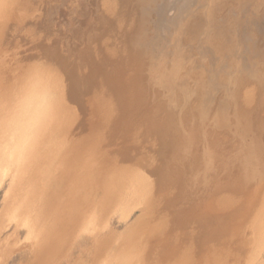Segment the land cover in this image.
Returning a JSON list of instances; mask_svg holds the SVG:
<instances>
[{"label":"rangeland","instance_id":"374dc122","mask_svg":"<svg viewBox=\"0 0 264 264\" xmlns=\"http://www.w3.org/2000/svg\"><path fill=\"white\" fill-rule=\"evenodd\" d=\"M14 2H12V3H9V4H6V3H4L3 1H0V9L2 10V8H3V10L1 11L0 10V17H2L1 15H3L4 14V16H5V18H0L1 19V24H0V80H2V81H0V98H2V99H0V101H5L3 98H5L6 96H8V98H9V96H10V100H12V101H10L7 97L5 98V99H7L8 101H10V104L8 105V106H11V105H13L14 106V103H15V107L17 106H19V105H21V104H23V105H25V106H33L34 105V102H35V100H30L29 102H27V103H29L28 105H27V103L25 102L27 99H25V101H24V103H23V101L21 102L20 101V104L18 105V103L17 102H19V99H20V97H18L19 95H20V90L21 91H23V92H25V94L26 93H30V94H32V91L34 92V94H36L38 91H39V89H41V87L43 86V85H46V84H51V83H47V82H51V81H45V78H47L46 80H51V78H53L54 76H56L55 77V79L57 80V79H59V76H60V79L61 80H59V82L60 83H62L61 84V86L65 89H63L62 87V92L63 91H65L66 93H67V91H69V93L68 94H65V92H63V99H64V101H66L65 103H67V104H71L70 106L69 105H67V108L69 107L70 108V110H69V112H68V114L70 113V115L72 114L71 112L73 111V114H72V116L70 117V119L71 120H73V122H71V121H69V125H70V128H69V126H68V133H65V134H68V138H66V135H65V137H64V143L66 144V145H68V144H70L71 142H72V139H73V141H74V139H79L80 140V142L82 143L81 145H83V148H85V147H88V150H90L91 148H92V152L89 154L88 153V155L89 156H87V155H80V158L81 159H79L80 161H82L83 160V158H84V156L85 157H87V158H84V160L83 161H85L84 163H83V161L80 163V171H81V176L80 177H82L81 178V181L79 180L80 178H79V176H77V178H78V180H75V181H72V183L73 182H75V184L77 185V184H79V183H77V182H80V186L78 187V189L80 188V190H78L79 191V193H78V195H77V193L75 192L76 191V188H75V191L74 192H71V193H69V194H67L66 196H65V198L66 197H68L67 198V200L65 199V200H63V202H65L66 204V206L68 205V207H70V208H74V206H76L77 207V209L79 208L80 209V212L77 210L76 211V209L74 208V210H71V211H73L74 213H71L72 215H70L69 216V218H71V219H69L68 217H67V219H69L70 221L72 220V219H74V220H72L71 222L68 220L67 221V219L65 220V224H63V229L65 230H63V235H65V236H69L70 237V239L68 238V236H67V241H65V247H69V248H67L66 249V251H64V250H62V248H58L59 250H57V255L55 256L54 254H56V253H54V252H52V254H49V253H47L46 252V250L44 251V249H45V247H42V246H40V245H38L40 242H42V241H39L40 239H41V235H43V232L36 226V227H33V223L35 222V225H37L39 222H36V221H38L37 220V218H35L36 220H34L33 219V216L36 214V212H37V210H35V212H34V209L31 211V209L30 208H27V206H26V202L24 203V199H25V195H27V192L25 193V191H27L26 190V187H24V184H25V181H24V179H26V177L27 176H23V182L22 181H19V182H14V180L12 179V174H11V172H9V173H4V175H1L0 174V255H3L2 257H1V259H0V264H12V262H15L16 260H18L19 258H20V260L21 259H24V258H26L27 260H28V262H29V264H39L41 261H43L41 264H54L56 261H57V264H61L62 262L61 261H63V263L66 261V263H64V264H68L69 262H70V260H69V262H68V259H71L72 261H71V263H69V264H76L77 263V259H74L73 260V258H75V257H77V258H79L82 254L84 255V253H86V256H87V254L88 253H90V252H92V251H88L89 250V248L91 247V245H93L94 244V242H93V244H91V245H89L88 243H90V242H88V240H86L87 238H89L90 239V235H92V236H94V239H96L95 237H97V239L99 238V240L100 241H95V245H93L91 248H90V250H93V252L92 253H90V254H88V256H87V258L85 257V255L83 256V257H80V258H82V259H80V261L78 260V263H80V264H84L85 263V260H90V259H92L94 262H92V260H91V262L90 261H88V263H85V264H97V263H95V261H97L98 263H101V264H112V262H113V260H114V263L116 264L117 262H116V259L114 258V255L116 254V252H114V251H116V249H118V247L120 248L121 247V245H118V244H122V242H120V240H119V238L118 239H116L115 237L116 236H114V237H112L115 233L117 234V236H118V233L120 234L119 236L121 237V238H124V237H127V238H129L128 239V242H130L133 246H131V244L130 243H128L127 245H129V246H127L126 247V250H125V254H126V252H127V255H125L126 257L127 256H129L128 258H129V260H128V262H124L123 264H129V263H131V264H264V236H262L264 233L263 232H261L262 230H264V229H262V228H264V218H262L261 217V215H263V217H264V207L263 208H261L262 207V205H264L263 203H264V127H262V126H264V124H262L263 122H264V116L262 117V114L264 115V110H263V108H264V86H263V82H264V80L262 79V74H263V76H264V73H263V69H264V60H262L261 59V57L263 58L264 57V51H262V50H264V30H262V29H264V22H262V21H264V11H262V13L260 12V11H257L256 10V8H258V5L256 4V2L258 3L260 0H237L238 2H236L235 0L234 1H232V0H230V1H232V2H230V1H228L229 2V4H232L233 2L236 4L235 5V7L239 4V6L238 7H236V9L233 11V15H234V13H235V18L233 17V15L232 14H230L231 12H229V7H227V6H225L224 4H225V2L223 3V5H220V3L222 2L221 0H220V2H218L217 0H207V3H205L204 1H206V0H194V2H193V0H191V2H190V0H188L187 1V3H186V5L184 4V2L186 1V0H182V2H179V0H176L177 2H175L174 4H175V6H176V4H184L185 6H183V5H179V6H182L181 8L180 7H178V9L180 8L181 9V11H177L178 9L176 8V14H175V16H179V15H182L183 14V17H181L182 18V22L184 21V19H185V21H187L188 22V24L190 23V24H192L193 22V20H197L198 22L200 21L199 20V15H202V13L204 12V11H206V10H211V12L212 11H214V9H215V7H216V9H219V7H220V9L219 10H216V13L217 14H219V15H216V13H215V11L214 12H212V14L213 13H215L214 14V16H213V18H214V20H213V18H212V15H210V17L212 18H210V17H207L209 14H210V12H208V11H206L205 12V15L203 14L202 16H201V18L203 19L204 18V20H202V21H205L206 22V25H207V22H209V24L207 25V26H209V25H211V26H209L208 28L209 29H207L206 31L208 32V30H210V29H212L211 27H213V29L215 30L216 29V31L215 32H206L207 34H206V53L207 54H209V55H207V54H205V55H207L206 57H204V60H202V61H199V58H200V54L202 53V51H200V48H199V41H197V40H194L193 38H191V36H190V40H188V37H189V35L190 34H188V33H190L189 31H188V33L187 34H184V35H187V39H186V36H184L183 37V35H181V37L182 38H184V40L182 41V39H181V41H182V47H180L181 49H179L178 51H176L177 50V48L175 47L176 46V43H170V44H172V45H170L169 43V45L167 46V48H168V50H167V48H166V50L164 51V53H162V56H161V58H162V60H165V61H163L164 63L162 64V66H161V68L163 67L164 68V71L165 72H163V74L165 75L166 74V72L167 71H169V67H171V65L172 66H174L175 67V70L176 71H174V68H171V70L172 71H174V73L172 74V76H174V78H176L177 77V75H178V79H182V77H184L183 78V80H178V79H174V81L172 80L173 78H172V76L171 75H169L170 73H168V75L169 76H171V78H170V81L172 82H170L169 80L167 81V83L168 82H170V83H168L167 84V87H165L166 85V83L164 82V80H167V79H164V78H159V81H158V78H156V77H159L160 76V73H156V74H153V73H155L156 72V70L157 69H160V68H155V66H152L151 67V70H150V63H151V61L153 60L152 59V56H154V58L155 57H157L158 55L156 54V53H154L153 51H154V49L153 50H148V52L150 51H152V56H151V54H149V53H147V50H145V52H142V54H140V55H138V56H131L130 54L128 55L129 57H127L126 59V61L124 60H121V59H124V57L125 56H127V55H120L119 53H115V54H113V56H110L109 55V57H107V59L105 58L106 56H105V54L107 53H105L104 54V50L103 49H106L108 46H110V42H108V35L107 34H104V36H103V34H99V32H98V29H96V27H97V24H93L94 23V19H96L95 20V22H97V20H100V19H103L104 18V16L103 15H105V13L107 14V12H105L104 13V11H102L103 9L99 6V4H100V2H98V0H66V2H63V1H65V0H13ZM17 1V2H16ZM49 1V2H48ZM59 1V2H58ZM68 1H73L72 3L73 4H70ZM117 1H120V0H117ZM117 1L115 0V2L113 1V3H117ZM123 1V0H122ZM121 1V2H122ZM125 1V0H124ZM127 2V7H126V4L125 3H123V6H122V14H125V12L127 13V14H125V15H127V16H125V17H131L132 18V13H131V7H130V3H131V0L128 2V0H126ZM181 1V0H180ZM204 3H203V2ZM212 1H213V3H217L218 2V4L220 5H218V4H214L215 6L213 7L214 9L212 10L211 9V7L213 6L212 4ZM215 1V2H214ZM257 5V6H255V5H253L254 3ZM23 2V3H22ZM71 5V7H69V4ZM85 2V3H84ZM88 2V3H87ZM154 2H156V3H153V5L155 4V6H157L156 4H157V1L156 0H154ZM196 2V3H195ZM227 2V3H228ZM52 3V4H51ZM68 5H67V4ZM79 3V4H78ZM129 3V4H128ZM201 3H202V5H204L205 4V6L203 7V8H199V7H201L202 5H201ZM209 3H210V5H209ZM238 3V4H237ZM245 3V4H244ZM249 5H248V4ZM253 3V4H252ZM262 3H264V1H262V2H260L259 4H262ZM11 4H12V6H11ZM59 4V5H58ZM62 4V5H61ZM77 4V5H76ZM81 4V5H80ZM118 4H120V3H118ZM118 4H116L117 6H118ZM206 4H208L209 5V8H208V6L206 5ZM252 6H251V5ZM4 5V6H3ZM7 5V7H5ZM58 5V6H57ZM69 7V8H66L65 9V7H67V6ZM79 5V7H77ZM89 5V6H88ZM93 5V6H92ZM120 5H122V4H120ZM199 5V6H198ZM226 5H228V4H226ZM233 5V7H234V4H232ZM263 5V4H262ZM2 6V7H1ZM10 6V7H9ZM60 6V7H59ZM72 6H74L76 9H74V7H72ZM83 6V7H82ZM91 6V7H90ZM125 6V7H124ZM174 6V7H175ZM191 6V7H190ZM218 6V7H217ZM224 6V8L222 9V7ZM228 6H230V5H228ZM244 6H246L245 8H242V7H244ZM255 6V7H254ZM10 9H9V8ZM48 7V8H47ZM121 7V6H120ZM124 7V8H123ZM207 7V9L205 10L204 8H206ZM226 7L228 8V9H226ZM5 8H6V10H5ZM51 8H52V10H51ZM71 8V9H70ZM72 8H73V10L75 11L74 13L72 12L71 13V11H73L72 10ZM119 8V7H118ZM126 8V9H125ZM127 8H129L128 10H127ZM184 8H185V10H184ZM186 8H188L187 10H186ZM193 8V9H192ZM198 8H199V10H198ZM247 8H252L251 10L250 9H247ZM9 9V10H8ZM63 9H65V10H63ZM71 11H70V10ZM96 9V10H95ZM102 9V10H101ZM120 9V8H119ZM124 9L126 10V11H124ZM172 9V8H171ZM201 9L202 10H204L203 12L201 11ZM240 9H242L243 10V12H240L241 10ZM55 10V11H54ZM63 10V11H62ZM68 10H69V12H68ZM78 10H79V12H78ZM94 10V11H93ZM99 10V11H98ZM103 12V14L102 13H100V15L97 13V11L98 12H101V11ZM182 10H184V11H182ZM190 10V11H189ZM195 10V11H194ZM196 10L197 11H199V13H196ZM220 10H222V12L220 11ZM225 10H226V12H225ZM246 10V11H245ZM249 10H250V12H251V14H248V15H246L247 14V12H249ZM256 10V11H255ZM5 11L7 12V13H5ZM50 12V13H48V12ZM66 12V13H64L65 15H63V13L62 12ZM131 14V15H129V13ZM218 11V12H217ZM222 14H227L226 15V19H225V22L224 21H222V16L223 15H220L221 13ZM236 11V12H235ZM15 12V13H14ZM81 12V13H80ZM93 12H95L94 13V15L92 14ZM133 12V11H132ZM197 14V16H195L196 14ZM209 14H208V13ZM225 12V13H224ZM229 14H228V13ZM240 12V13H239ZM249 12V13H250ZM255 12H257L258 14H259V12L262 14H259L260 15V17H258V22L259 23H257V20H256V18H257V16H255ZM13 13V14H12ZM48 13V14H47ZM59 13L61 14V15H59ZM69 13H71L70 15H69ZM191 13H193V15L195 16V17H197V18H194V17H192L193 15L191 14ZM67 14H68V16H67ZM101 14H102V16H101ZM117 14H118V12H116L115 13V16H114V18L115 17H117ZM241 14H244V15H241ZM258 14H256V15H258ZM58 15V16H57ZM86 15H88V18H87V16ZM94 16V18H93V16ZM96 15H98V16H101V18L99 17V18H97V16ZM187 15V16H186ZM231 16L230 18L232 19H230V18H228V16ZM242 16V18H241V16ZM253 15V16H252ZM258 15V16H259ZM3 16V17H4ZM49 16V17H48ZM66 16V17H65ZM72 16H73V19H72ZM76 16V17H75ZM92 18H91V17ZM96 16V17H95ZM106 16V15H105ZM118 16H119V14H118ZM221 16V17H220ZM236 16L239 18H236ZM243 16H245V17H243ZM255 16V17H254ZM263 16V17H262ZM51 17V18H50ZM75 17V18H74ZM103 17V18H102ZM121 17V16H120ZM191 17V19H193L192 21H191V19L189 20V18ZM216 17V18H215ZM218 17V18H217ZM262 17V19H260ZM48 18H50V19H48ZM82 18V19H81ZM106 18H108L107 16L104 18V20H106ZM122 18V17H121ZM207 18V19H206ZM227 18L229 19V20H227ZM55 19V20H54ZM63 19V20H62ZM64 19H66V20H64ZM92 19V20H91ZM126 19V18H125ZM125 19H122V21L123 20H125ZM128 19H130V18H128ZM188 19V20H187ZM206 19V20H205ZM210 19V20H209ZM61 20H62V22H61ZM74 20V21H73ZM76 20V21H75ZM90 20L92 21V22H90ZM115 20L116 21H120L121 19H118L117 20V18H115ZM219 20V21H218ZM69 21V22H68ZM83 21H84V24H83ZM107 21V23L106 22H104L105 24H106V26L104 25L103 27H107L108 28V25L107 24H109L108 23V20H106ZM122 21H121V25L119 24V23H117L119 26H122V27H125V26H123L122 24ZM189 21H191V22H189ZM202 21H200V22H202ZM212 21H214V22H212ZM221 21V22H220ZM227 21H230V22H227ZM235 21V22H234ZM3 22H5V25H3ZM54 22V23H53ZM65 22H66V24H65ZM79 24H78V23ZM124 22V21H123ZM187 22L185 23V25L187 24ZM197 22V23H198ZM236 22H238V27L237 26H235L237 23ZM53 23V24H52ZM67 23H68V25H67ZM74 23V24H73ZM77 23V24H76ZM88 23V24H87ZM217 25H216V24ZM228 23V24H227ZM232 23V24H231ZM240 23V24H239ZM63 24H64V26H63ZM112 24V26H113V23H111ZM111 24H110V27H111ZM124 24H125V22H124ZM135 24V23H134ZM193 24H195L196 25V21H194V23ZM218 24H219V26H218ZM222 24V25H221ZM227 24V26H231L232 27V25H234L233 26V28L232 29H235V30H232L231 29V32L230 33H223V35H219V34H221V33H219V31L221 30L220 29V27L221 26H224V25H226ZM231 24V25H230ZM255 24V25H254ZM257 24H259V25H262L263 24V26L261 27L262 29H260L259 31L257 30L256 32H254V26H256ZM61 25V26H60ZM65 25H67V26H65ZM86 25H88V27L86 26ZM93 27H92V26ZM115 26H116V23L114 24ZM73 26H75V27H73ZM76 26H77V28H76ZM136 26L138 27L139 25L138 24H136ZM253 26V27H252ZM5 28V29H3V28ZM61 27V28H60ZM65 27V28H64ZM67 27V28H66ZM72 27H73V30H72ZM82 27V28H81ZM92 27V28H91ZM102 27V28H103ZM185 27V26H184ZM235 27V28H234ZM236 27H237V29H236ZM74 28H76V29H74ZM79 28V29H78ZM139 29L141 28L140 26L138 27ZM94 29V30H93ZM104 29V28H103ZM212 29V31H214ZM219 29V30H218ZM60 30H61V32H60ZM65 30H67V31H65ZM71 30V31H70ZM80 30H81V32H80ZM89 30H90V33H89ZM93 30V33L92 34H94L93 35V37H91L92 36V34H91V31ZM97 31L96 33H97V35H100L99 37L96 35V33L94 32V31ZM251 31V32H253L252 34L251 33H248L249 31ZM5 31V32H4ZM77 31V32H76ZM86 31L88 32L87 34H89V36H87V34L85 35V33H86ZM100 31V30H99ZM4 32V33H3ZM72 32V33H71ZM101 32V31H100ZM263 32V33H262ZM62 33L64 34L63 36H64V39H63V37H62ZM66 33V34H65ZM70 33V35H67V34H69ZM75 33V34H74ZM77 33V34H76ZM212 33V34H211ZM218 33V34H217ZM254 33H256V34H254ZM71 34H73V36H75V38L73 37V36H71ZM217 36H216V35ZM228 34V35H227ZM237 34V35H236ZM248 34V35H247ZM83 36V38H82V36ZM84 35L86 36V38L84 39ZM97 36V40H96V36ZM210 35H211V37H210ZM213 35V36H212ZM225 35H227V37L225 36ZM234 35V36H233ZM247 35V36H246ZM251 35V37H250V39H253V40H250L248 37ZM79 36V37H78ZM95 36V37H94ZM103 37V40H102V37ZM66 37V38H65ZM72 38V40H70L71 38ZM209 37L212 39H209ZM237 37V38H236ZM68 38V39H67ZM73 38H74V40H75V42L73 41ZM91 38H92V40H91ZM94 38H95V40H94ZM222 38V39H221ZM226 40H225V39ZM234 38V39H233ZM236 38V39H235ZM248 38V39H247ZM100 39H101V41L102 42H100ZM192 39V40H191ZM198 39V38H197ZM201 39H202V37H201ZM220 39V40H219ZM244 39V40H243ZM245 39H246V41H245ZM68 41V42H66V41ZM80 42H79V41ZM81 40H83V42L85 43L86 42V40H87V42H86V44L84 45V43L81 41ZM90 40H91V43L93 44L94 43V41L97 43V46H92V49H91V43H89L90 42ZM99 40V41H98ZM107 40V41H106ZM243 40V41H242ZM247 40H249V42L247 41ZM63 41V42H62ZM64 41L66 42V44H67V47L65 48V44H64ZM70 41H72V42H70ZM106 41V42H105ZM169 41V40H168ZM185 41L187 42V43H185ZM193 41H195V44L198 42V44H196V45H194V42ZM211 41H213L214 42V44L213 43H211ZM231 41H233V42H231V43H235V44H231L230 42ZM238 41V42H237ZM244 41H245V43H244ZM82 42V44H80V45H78L79 43H81ZM104 42V43H103ZM172 42H174V41H172ZM189 42H190V44H189ZM215 42H217V44L215 43ZM68 43H69V46H70V48H71V50H69L70 48H69V46H68ZM73 43H75V44H73ZM103 43V44H102ZM106 43H107V45H106ZM203 43V42H202ZM220 43H223V44H220ZM228 43L229 44H231V45H228ZM256 43V44H255ZM77 44V45H76ZM87 44H90V46L89 45H87ZM98 44H99V47H98ZM109 44V45H108ZM185 44V45H184ZM210 44H212L211 45V47L212 48H210ZM225 44H226V46H225ZM240 44H242V46H240ZM247 44H249V45H247ZM63 46V48H62V46ZM65 45V46H64ZM73 45L75 46V47H84V49L82 50L81 49V47H80V50H78L77 48H74L73 47ZM86 45H87V47H86ZM93 45H96V44H93ZM101 45L102 46H104V47H102L103 49V51L101 50V49H99L100 47H101ZM187 45H190V46H188V49L186 48L187 47ZM215 45V46H214ZM233 45V46H232ZM235 45V46H234ZM236 45H239L240 47H238V49H240V50H242L243 49V46H244V49L245 50H242V51H240V50H238V49H236V53H235V51H233V50H235L234 48H237L236 47ZM88 46H89V48H88ZM169 46H171V48L169 47ZM173 46H174V48H173ZM185 48H184V47ZM207 46H209V48L210 49H208V47ZM220 46H222V47H220ZM233 48H232V47ZM245 46L246 47H248L249 46V48H245ZM253 46L255 47H257L258 46V48H259V51H256V50H258L256 47H255V49L253 48ZM260 46V47H259ZM97 47V48H96ZM106 47V48H105ZM215 47V48H214ZM229 47H231V49L229 48ZM242 47V48H241ZM251 47V48H250ZM69 48V49H68ZM85 48H87V49H85ZM172 49V51L170 50V49ZM182 48L183 49H187V50H182ZM192 48V49H191ZM195 48V49H194ZM213 48H214V50L215 51H213ZM219 48V49H218ZM226 48H228V49H226ZM64 49L66 50L67 49V51H64ZM98 50V52H99V50L100 51H102V52H99V54H97L98 52H94V57H95V54H96V56H97V58H98V60L96 59V57L94 58L93 57V60H96V61H93L92 60V56H93V51H91V50ZM174 49H175V51H176V53L174 52L173 53V51H174ZM218 51H217V50ZM254 49V50H253ZM78 51V52H76V51ZM87 50V51H86ZM89 50V51H88ZM95 50V51H96ZM180 50L182 51V53L180 52ZM191 50V51H190ZM195 50V51H194ZM208 50H209V52H208ZM212 50V51H211ZM226 50H227V52H228V50H232L233 52H231V51H229V54L226 52ZM238 50V51H237ZM247 50H248V52L250 53L248 56H247V54H246V52H247ZM69 51H71V52H73V51H75V52H73V53H67V52H69ZM84 53H82V52ZM91 51V52H90ZM168 51V52H167ZM185 51H187V52H185ZM190 51V53H188ZM194 51V52H193ZM197 51V52H196ZM199 51V52H198ZM211 51V52H210ZM220 51H222V52H220ZM244 51V52H243ZM256 51V52H255ZM51 52V53H50ZM66 52V54H64ZM85 52H86V54H85ZM88 52V53H87ZM171 52V53H170ZM186 54H185V53ZM193 52V53H192ZM195 52H196V54H195ZM215 52H216V54H215ZM218 52V53H217ZM226 53V54H228V55H225V54H222V53ZM231 52V53H230ZM247 52V53H248ZM75 53H77V54H75ZM91 53H92V55H91ZM100 53H103L104 54V59L101 61V56L102 55H100ZM184 53V55L182 56L181 54H183ZM255 55H254V54ZM65 56H69L70 54H72L73 55V58H75L74 59V62L72 63L75 67H76V69H74V66L72 67V68H70V67H67V69H66V73L65 72H63L62 70H64L63 68H64V66L66 67V66H68V64H69V61H70V59H71V61H73L72 59V55L71 56H69L68 58L69 59H66L67 57H65ZM67 54H69V55H67ZM83 54V56H81ZM146 54L147 55H149V57H147L146 56ZM175 54V55H174ZM181 55L184 59H181L182 57L181 56H176V55ZM187 54H188V56H187ZM190 54H191V56H190ZM196 56V58H195V56ZM199 54V55H198ZM219 54H220V58L218 57L219 56ZM221 54L222 55H225V56H222L221 57ZM233 54V55H232ZM239 54V55H238ZM242 54V55H241ZM51 55V56H50ZM63 55V56H62ZM80 55V56H79ZM85 55H87L88 57H87V59H88V61H87V59H86V56ZM90 55H91V58H90ZM98 55H100V57L98 56ZM118 56V58H117V56ZM167 57H166V56ZM204 55V56H205ZM235 55V56H234ZM253 56V57H250V56ZM142 56H145V57H143L142 58ZM159 56H160V54H159ZM175 56L176 57H178L177 59H179V61H178V63L176 62L177 61V59L175 58ZM193 57L194 56V60H198V61H194L192 58L191 59H188L187 57ZM234 57V58H236L237 56L239 57V59H237V60H234V58H232L235 62H236V64H235V62H234V64L236 65V68L234 67V64H233V60H232V62H231V59H230V57ZM241 56H243V57H241ZM30 57V58H29ZM62 57L64 58L65 57V64H66V61L68 62L66 65L64 64V60L62 59ZM77 57V58H76ZM79 57V58H78ZM82 57H83V59H82ZM85 57V58H84ZM120 57H122V58H120ZM133 57V58H132ZM140 57V58H139ZM148 58V59H152L151 61L149 60V61H147V59H144V58ZM166 57V58H165ZM168 57H170L169 59H167ZM172 57H174L175 59H176V61L174 60V58H172ZM179 57H181V58H179ZM210 57V58H209ZM217 57V58H216ZM229 57V58H228ZM245 57V58H244ZM250 57V58H249ZM89 58H90V60H89ZM115 58H117V59H115L117 62H115V60L114 59ZM140 60H139V59ZM218 58L220 59V60H222V61H220L221 63H218ZM226 58V61H230V63L229 62H226L225 63V59ZM240 58H243V59H240ZM252 58H253V60H252ZM255 58H257L256 60H255ZM79 59V60H78ZM111 59V60H110ZM113 59V60H112ZM143 59H144V61H143ZM186 59H188V60H186ZM248 59V60H247ZM63 60V61H62ZM92 60V61H91ZM120 60V61H119ZM171 60V61H170ZM181 60V61H180ZM191 61V63H190V61ZM193 60V61H192ZM242 61L241 63H243L244 62V64H241L240 63V61ZM247 62H246V61ZM51 61V62H50ZM71 61H70V64H71ZM75 61H78V63H76ZM81 61V62H80ZM85 61H87V63H89L90 61V63H89V65L85 62ZM108 61V63L107 64H109L110 62V66L112 67H109V65L107 66V64L105 63V62H107ZM122 61V62H121ZM131 61H132V63H131ZM133 61H135L136 63H134ZM139 61H141V62H139ZM185 62V65H187V64H189V65H187L188 67H186L185 65H183V67H185V70H183L182 68V64H184L183 62ZM186 61L188 62L189 61V63H186ZM203 61L205 62V64L203 63ZM263 62V63H261L260 65V67H259V69L258 68H256V67H258L257 66V63L258 62ZM38 62V63H37ZM42 62H44V63H42ZM45 62H46V66H45ZM50 62V63H49ZM82 62H84V63H82ZM97 65H95V66H93V64L94 63ZM102 62H104V63H102ZM114 62V63H113ZM124 62V64L126 65V68H123V63ZM173 62H175V63H177V65L178 64H180V65H178L179 67L176 69V67H177V65L174 63V64H171V63H173ZM192 62H194V64L192 63ZM198 62V63H197ZM199 62H201V63H199ZM209 62V63H208ZM211 62V63H210ZM215 62V63H214ZM34 63V64H33ZM37 63V64H36ZM64 65H63V64ZM75 63V64H74ZM92 63V64H91ZM98 63H101V64H105V65H102V66H104L103 68H101V66H100V64L98 65ZM129 63H131L130 64V66H128L129 65ZM141 63V65H140V68L141 69H143V71L144 72H142V70H139L140 68H139V64ZM171 65H170V64ZM207 63V64H206ZM216 63H218L217 64V66H216V68H215V64ZM246 63V64H245ZM40 64H41V66H40ZM49 64H51L50 66H49ZM69 64V65H70ZM80 64V65H79ZM117 64H118V66H117ZM121 64V65H120ZM135 64H137V65H135ZM145 64H148L147 66L145 65ZM168 64H169V66H168ZM191 64V65H190ZM198 64L200 65L199 66V68L197 69V67H198ZM209 64H212V65H209ZM228 64V65H227ZM250 64V66H248ZM259 64V63H258ZM262 64H263V66H262ZM32 65V66H31ZM60 65V66H59ZM77 65H79L80 67H78ZM81 65H82V67H81ZM87 65H88V67H87ZM123 65V66H122ZM197 65V66H196ZM204 65V66H203ZM223 65H225V68H223L224 66ZM238 65V66H237ZM247 65V66H246ZM254 65V66H253ZM256 65V66H255ZM2 66V67H1ZM12 66V67H11ZM29 66V67H28ZM70 66H72V65H70ZM86 66V67H85ZM99 66V67H98ZM122 67L123 69H125V71H122L121 72V68H119V67ZM143 66H145V67H143ZM157 66V65H156ZM165 66V67H164ZM168 66V67H167ZM194 66V67H193ZM195 66H196V68H195ZM207 66H209V67H207ZM212 66V67H211ZM219 66V67H218ZM226 66H227V69H226ZM233 66V67H232ZM6 67H7V69H6ZM24 67V68H23ZM34 67V68H33ZM40 67V68H39ZM78 67V68H77ZM83 67H85V68H83ZM90 67L93 69H91V71H89L88 70V68L90 69ZM106 67V68H105ZM107 67H109L108 69H107ZM118 67V68H117ZM132 67V70H129L130 68ZM143 67V68H142ZM167 67V68H166ZM192 69V68H194V69H190V68ZM201 67V68H200ZM243 69H242V68ZM245 67H247V68H245ZM253 67V68H252ZM261 67H263V69H261ZM13 70H12V69ZM28 70H27V69ZM47 68H49V69H47ZM53 68V69H52ZM54 68H55V70H54ZM56 68H57V70H56ZM82 70H80V69ZM87 68V69H86ZM99 68H101V69H105V71L103 70H101L100 71V69ZM114 68V69H113ZM169 68V69H168ZM203 68V69H202ZM206 68H209V69H206ZM218 68V69H217ZM234 69V70H232V69ZM16 69V70H15ZM36 70V72L33 74V70ZM73 69V70H72ZM77 69H79V71H81L80 72V76H79V72L77 73ZM84 69H86V72H85V70ZM111 70L112 72H109V71H107V70ZM135 69V70H134ZM138 69V70H137ZM147 69V70H146ZM155 69V70H154ZM180 69H182V70H180ZM189 69V71H187ZM196 69H197V71H196ZM201 69V70H200ZM210 69H212V70H210ZM216 69L219 71H216ZM235 69H236V71H235ZM259 70L258 71V73L260 74V76H258L259 78H261V79H258V81L259 82H261V81H263V82H261L260 84V86H259V84L256 86V88H258V86L259 87H261V86H263V88H262V91L260 92V89L261 88H258V89H256V91H255V88L253 89V92H250L249 90L250 89H247V86H252L251 84H250V78H249V76H247V73L249 72V75H251V73H252V75H254V70ZM40 72H42L44 75H45V72H46V70H47V72H49V70H50V72L51 71H53V72H51V74L53 75V77H52V75L50 74V73H47L46 74V76L48 75L49 76V78H48V76L46 77L45 76V78H44V76H42L43 74L40 72H38V71ZM76 70V71H75ZM89 72H88V71ZM115 70H117V71H115ZM155 72H154V71ZM198 70H200L199 71V73H194L195 71L196 72H198ZM204 72H203V71ZM209 70V71H208ZM2 71H4V73L2 72ZM11 71V72H10ZM24 71V72H23ZM31 71V72H30ZM45 71V72H44ZM65 71V70H64ZM67 71H69V72H72V71H75L74 72V74L76 73V75H72L73 76V80L76 78V76H77V78H76V80H71L72 79V77H71V75H70V73L69 72H67ZM93 71V72H92ZM95 71V72H94ZM119 71H120V73H119ZM134 71V72H133ZM139 71H141V73L139 72ZM148 71V72H147ZM150 71V72H149ZM160 71V70H159ZM158 70H157V72H159ZM181 71V72H180ZM192 71H194V72H192ZM246 71V72H245ZM253 71V72H252ZM257 71H256V73H257ZM2 72V73H1ZM30 72V73H29ZM58 74H56V73ZM85 72V73H84ZM89 73V75H88V77L86 78L87 79V81H85L86 79H84V77L83 76H87V74ZM91 72L93 73V74H91ZM98 72H100V73H97ZM102 72V73H101ZM107 72V73H106ZM118 72V73H117ZM129 74H128V73ZM132 72V73H131ZM139 72V73H138ZM146 72V73H145ZM187 72V73H186ZM191 72H192V74H191ZM200 72H201V75L203 74V76H201L200 75V78H205V81L207 82H205L203 79L201 80V79H199L200 81H204V82H202V85H204V84H206L207 86L210 84V85H212V89H211V86H203V88H201V90L202 91H200L199 92V88L200 87H202L201 86V84L199 85L200 87H198L197 88V86H198V84L199 83H201L200 81H198V80H196V78L198 79L199 78V74H200ZM210 72V74H211V72H213V74H212V76L210 75V74H208ZM214 72H215V75L217 74L218 76H213L214 75ZM220 72H222V77L225 79V80H222L223 78L222 77H220L221 75H220ZM225 72H227V74L225 73ZM230 72V73H229ZM233 72H234V74H235V72H236V78H235V76L233 75ZM251 72V73H250ZM11 73H12V75H11ZM36 73H38V77L40 78V77H42V79H40L41 80V82L40 81H38V80H36V79H38V77H36ZM122 73L124 74V75H122ZM134 73V74H133ZM145 73V74H144ZM150 73V74H149ZM180 73H181V75H180ZM185 73V74H184ZM205 73V74H204ZM219 73V74H218ZM229 73V74H228ZM241 73V75L239 76V75H237V74H240ZM258 73H257V75H258ZM2 74V75H1ZM29 74H31V75H29ZM72 74V73H71ZM83 74V75H82ZM98 76V77H96V75ZM115 76H114V75ZM119 74H121V76H119V77H117ZM132 74H133V76H132ZM140 74H142L141 76H144L143 78L140 76ZM152 74V75H151ZM162 74V76H164ZM187 74H190V75H188V76H186ZM243 74V75H242ZM245 74V75H244ZM14 75V76H13ZM33 75H35L34 77H33ZM40 75V76H39ZM51 75V76H50ZM90 75H93L92 77L90 76ZM127 75L128 76H130V77H133L132 79L130 78V77H127ZM139 75V76H138ZM145 75H146V77H147V79H146V77H145ZM148 75V76H147ZM156 75V77L154 78L153 76H155ZM176 75V76H175ZM193 75L196 77H193ZM223 75H226L225 77L223 76ZM231 75H233V76H231ZM256 75V74H255ZM28 76H29V78H30V80H29V78H28ZM31 76L33 77L32 79L34 80V82H32V87H34V88H30L31 87V84H29L30 82H31ZM58 76V77H57ZM62 76V77H61ZM64 76H65V79H64ZM71 77V78H69L70 80H68V77ZM85 76V77H86ZM111 77V78H109V77ZM123 76V77H122ZM150 76V77H149ZM180 76H181V78H180ZM192 76V80H191V78H189V77H191ZM198 76V77H197ZM229 76V77H228ZM238 76V77H237ZM13 77V78H12ZM23 77V78H22ZM75 77V78H74ZM93 77L95 78H97V81H98V79H99V81L97 82L95 79V81L93 80ZM103 77H107V78H105V79H103ZM116 79H115V78ZM127 77V78H126ZM140 77V78H139ZM149 77V78H148ZM151 77H153V79H151ZM215 77V78H214ZM222 78L221 80L224 82H222L221 80H219L218 78ZM226 77L227 78H229V81H231V82H229L227 79H226ZM232 77V78H231ZM248 77V78H247ZM26 78H27V81H26ZM67 78V79H66ZM80 78V79H79ZM91 78V79H90ZM114 78V79H113ZM120 78V80H118ZM126 78V79H125ZM187 78V79H186ZM217 78V79H216ZM235 78V79H234ZM241 78V79H240ZM244 78L245 79H247V80H244ZM264 78V77H263ZM12 79H13V81H12ZM23 79V80H22ZM55 79L54 80H52V81H55ZM78 79V80H77ZM111 79V80H110ZM125 79V80H124ZM131 79V81L129 82V80ZM135 79V80H134ZM138 79V80H137ZM140 79V80H139ZM145 80L146 79V81H143V80ZM150 79V80H149ZM186 79V80H185ZM210 79V80H209ZM213 79L215 80H217V82L215 83V81L212 83V81H213ZM23 82H22V81ZM32 80V81H33ZM64 80H68L69 81V83H67V85H65L66 84V81L64 82ZM83 80V81H82ZM89 80V81H88ZM100 80H101V83H100ZM102 80H104V81H102ZM106 80H107V82H106ZM109 80V81H108ZM117 80V85L115 86H111L110 84H115L114 83V81H116ZM126 80H128V82H129V84H128V82L126 81ZM133 80V81H132ZM142 80V81H141ZM152 80V82L150 83V81ZM158 82H161V83H157V81ZM160 80H163V82L162 81H160ZM188 80H189V82H188ZM195 80V81H194ZM237 80V81H236ZM243 81V82H240V81ZM261 80V81H260ZM12 81V82H11ZM24 81H26V82H24ZM43 81V82H42ZM45 81V82H44ZM80 81V82H79ZM123 81H125L124 83H123ZM139 81V82H138ZM180 81V82H179ZM192 81H193V83H192ZM196 81H198L199 83L197 84L196 83ZM220 81V82H219ZM228 81V82H227ZM233 81V82H232ZM257 81V82H258ZM2 82V83H1ZM22 82V83H21ZM76 83L75 85H74V83ZM84 82V83H83ZM90 82H92L93 84H91V85H88V83L90 84ZM111 82H113V83H111ZM120 82H121V84H120ZM127 82V83H126ZM149 82V83H148ZM153 82H155V83H153ZM179 82V83H178ZM181 82H183V83H181ZM191 82V83H190ZM219 82V85L217 84ZM223 83V84H221L220 85V83ZM246 82H249V83H246ZM258 82V83H259ZM18 83V84H17ZM20 83V84H19ZM25 83H26V85H25ZM37 83L39 84V86H37ZM53 83H55V82H53ZM59 83V84H60ZM77 83L79 84L78 85V89L75 87V86H77ZM99 83V84H98ZM104 85H103V84ZM107 83H109V84H107ZM118 83H119V85H121V86H119V88H118ZM133 83H135V85L133 84ZM163 83V85H161ZM174 83V84H173ZM190 83V84H189ZM196 83V84H195ZM209 83V84H208ZM225 83H227V84H225ZM235 84V87H233L232 88V86H234V84ZM238 83V84H237ZM243 84L244 85V83H246L245 84V86H241L240 84ZM13 84L14 85H17V86H13ZM23 84V85H22ZM35 84H36V86H35ZM68 84H69V87H68ZM80 84L82 85V86H80ZM83 84L84 85H86L88 88L86 89L84 86H83ZM95 84H96V86L98 85V87L96 88V86H95ZM103 86H102V85ZM125 84H127V85H125ZM139 84H142L141 86H142V88H143V90L145 91H142V89L141 88H139V86L138 85ZM152 84V85H151ZM174 86H173V85ZM180 84H181V86H180ZM214 84V85H213ZM228 84H233L232 86L230 85V86H228ZM2 85V86H1ZM10 85V86H9ZM29 87H28V86ZM48 85V86H49ZM67 86V91H66V88H65V86ZM109 85H110V87L111 88H113V90H114V92L112 91H108V90H106V89H111L110 87H109ZM145 85V86H144ZM150 85V86H149ZM165 85V86H164ZM168 85L170 86L169 88H168ZM176 85V86H175ZM190 85V86H189ZM194 85V87H196V88H194V87H192V90L193 91H191V86H193ZM195 85H197V86H195ZM237 85H239V86H237ZM5 86H7V87H5ZM21 86V87H20ZM41 86V87H40ZM90 86V87H89ZM95 86V87H94ZM99 86H101L100 88H99ZM126 87L125 88V91H126V93H124L125 91L124 90H122V89H124V87ZM140 86V87H141ZM144 86V87H143ZM158 86V87H157ZM163 86V87H162ZM186 86V87H185ZM227 86V87H226ZM250 86L248 87V88H250ZM22 87H24V88H26V89H24V88H22ZM38 87H40V88H38ZM45 87L46 86H43L42 88H44L45 89ZM91 87H93V88H91ZM103 87V88H102ZM108 87V88H107ZM123 87V88H122ZM136 87V88H135ZM165 87V88H164ZM184 87V88H183ZM216 87V88H215ZM217 87H219L218 89H217ZM223 87L227 90V89H229V90H227V92L225 91V89L223 90ZM237 87V89H235ZM242 88V87H245V89H247V92H245L244 93V91H246L245 89H244V91H243V89H239V88ZM2 88V89H1ZM9 88V89H8ZM31 90H30V89ZM36 88V89H35ZM38 88V89H37ZM59 88H60V86H59ZM81 88H84V89H82V91L83 90H85V91H83V93H81L80 94V92H82V91H80L79 92V90L81 89ZM94 89L95 88V93H92V94H90L91 92H92V90H88V89ZM121 88V89H120ZM150 88V89H149ZM158 88V89H157ZM159 88H161V89H159ZM166 88L168 89V90H170L171 88V93L169 94V92H168V90H166ZM176 90H175V89ZM180 88H183V89H181L180 90ZM196 89V90H194V89ZM207 88V89H206ZM222 88V89H221ZM11 89V90H10ZM12 89H13V92H15V93H13L12 92ZM34 89V90H33ZM103 89H104V91H103ZM138 89V90H137ZM139 89H141V90H139ZM157 89V90H156ZM163 89H164V91H163ZM177 92V93H175V91ZM184 89H185V91H184ZM210 89V90H209ZM220 89V90H219ZM234 89V90H233ZM8 90H10V91H8ZM27 90V91H26ZM29 90V91H28ZM57 91H58V89H56ZM55 90V91H56ZM76 90V91H75ZM120 90V91H119ZM130 90V91H129ZM135 90V91H134ZM146 90H147V92L149 93V95L147 94V95H145V93H146ZM212 90V91H211ZM215 90V91H214ZM217 90H219V91H217ZM225 91V94L223 93V92H221V91ZM239 90V91H238ZM241 90V91H240ZM257 90H259V91H257ZM8 91V92H7ZM72 91V92H71ZM78 91V92H77ZM100 91V94L101 93H103V94H101V96L99 95V93L97 94L96 92H99ZM108 93H107V92ZM139 91V92H138ZM160 91H162V92H160ZM165 91H166V93H165ZM208 91H210V92H208ZM215 92V93H212V92ZM231 93H230V92ZM232 91H237V92H234V93H232ZM1 92L3 93L4 92V94L6 93L7 95H4V94H1ZM60 92V91H59ZM106 92V93H105ZM117 92V93H116ZM123 92V93H122ZM136 92H138V93H136ZM143 92V93H142ZM168 92V93H167ZM173 92H174V94H173ZM179 92H180V94H179ZM181 92H183V93H181ZM191 92H193V94L191 93ZM194 92H197V93H199L198 94V96H197V93H196V95H195V93ZM201 92H204V94H202ZM207 92L209 93V94H207ZM218 94H217V93ZM239 92H241V93H239ZM242 92L244 93V94H242ZM257 92V93H256ZM258 92H259V94L261 95H259L258 94ZM77 93H79L78 95H77ZM85 93H87V94H85ZM110 93V94H109ZM117 94V95H115L114 96V94ZM142 93V94H141ZM154 93V94H153ZM161 95H159V94ZM161 93H165V96L164 95H162ZM190 93V94H189ZM221 93H222V95L224 96H222L221 95ZM229 93V96L227 95ZM238 93V94H240L239 96H240V98H239V96H238V94L236 95V94ZM247 93V94H246ZM249 93H251V96H249ZM71 94V95H70ZM90 95V97L93 99V97H95L94 98V100H95V102H93L94 100H92V101H90L89 102V100H91V98H87V99H89L88 101L87 100H85V98L87 97V96H89ZM94 94H95V96H94ZM97 94V95H96ZM112 94V95H111ZM118 94H120V95H118ZM124 94H128L129 96H126V95H124ZM131 94V95H130ZM155 94H157V96H159L158 97V99H157V96L155 95ZM166 94H169V95H166ZM173 94V95H172ZM180 96H179V95ZM202 95V96H200L199 97V95ZM232 94H233V96H232ZM254 94L255 95H257L256 97H253L254 96ZM69 97H68V96ZM75 95H77V96H75ZM79 95H82L83 96V98H81V99H84L85 100V104L83 103V101L82 100H80V98H77V97H79ZM87 95V96H86ZM110 95V96H109ZM155 97H154V96ZM194 95V96H193ZM203 95H204V97L206 96V100H205V98L203 97ZM208 95V96H207ZM217 95V96H216ZM235 95V96H234ZM242 95V96H241ZM243 95L245 96V95H247V97L245 96L244 98H246L247 100H245V99H243ZM263 95V96H262ZM3 96V97H2ZM84 96H86V97H84ZM93 96V97H92ZM100 98H99V97ZM112 96V97H111ZM116 96H118L117 98H119L120 96V100L118 99L117 100V98H116ZM127 98H126V97ZM138 96V97H137ZM141 96V97H140ZM142 96H144L143 98H142ZM146 96V97H145ZM172 96V97H171ZM174 96V97H173ZM188 96H190V97H187ZM215 96V97H214ZM237 96H238V98H237ZM65 97V98H64ZM66 97H68L67 99H66ZM74 97V98H73ZM81 97V96H80ZM96 97H98V99L100 100H102V101H99ZM104 97V98H103ZM129 97H135V98H129ZM153 97H154V100H152L153 99ZM163 97V98H162ZM165 97V98H164ZM176 97V98H175ZM197 99H195V98ZM199 97V98H198ZM201 97H203L202 99H201ZM228 97H230V98H228ZM234 97V98H233ZM248 97H251V98H248ZM12 98V99H11ZM16 98V99H15ZM18 98V99H17ZM72 100H71V99ZM111 98V99H110ZM124 100H123V99ZM126 98V99H125ZM137 98H139V99H137ZM144 100V101H142V99ZM156 98V99H155ZM169 98V99H168ZM186 98L187 99H190V100H192L191 102H192V104L194 105V108H192V110L193 111H195L194 113L191 111V106L193 107V105L191 104L190 105V100H186ZM192 98V99H191ZM195 100H194V99ZM213 98V99H212ZM217 98V99H216ZM218 98H219V100H218ZM222 98V99H221ZM237 98V99H236ZM253 98V99H252ZM255 98V99H254ZM259 98V99H258ZM76 99H77V101H76ZM107 99V100H106ZM128 99V100H127ZM131 99V100H130ZM169 101H168V100ZM177 99V100H176ZM180 99H181V102H180ZM207 99H209V100H207ZM234 99H236L235 101H234ZM251 99V100H250ZM20 100H22V98L20 99ZM68 100V101H67ZM78 100H79V105L77 104L78 103ZM106 100V101H105ZM116 100V101H115ZM127 100V101H126ZM132 100H134V101H132ZM175 100V102L174 103H172L173 101ZM200 100H202V101H200ZM213 100H215V102L213 101ZM218 100V101H217ZM232 100V101H231ZM243 100V101H242ZM245 100V101H244ZM258 100H260V101H258ZM14 101V102H13ZM17 101V102H16ZM71 101V102H70ZM104 101V102H103ZM120 101H123V103H122V105H120ZM128 101H130V103H128ZM142 101V102H141ZM147 101V102H146ZM158 101V102H157ZM166 101V102H165ZM172 101V102H171ZM187 101V102H186ZM195 101H197V102H195ZM204 101V102H203ZM207 101H208V103H207ZM217 101V102H216ZM238 101V102H237ZM242 101V102H241ZM248 101H249V103H248ZM263 101V102H262ZM55 102V101H54ZM73 102V103H72ZM83 104H82V103ZM86 102H88V103H86ZM91 102H93V103H91ZM107 102V104L105 105L104 103H106ZM111 103V105L109 104V103ZM112 102H115V103H113L112 104ZM120 102V103H119ZM126 102V103H125ZM131 102H132V104H131ZM144 102V103H143ZM156 102V103H155ZM163 102V103H162ZM210 102H211V106H210ZM214 102V103H213ZM222 102V103H221ZM253 104H252V103ZM257 102V103H256ZM261 102V103H260ZM26 103V104H25ZM53 103V102H52ZM101 103V104H100ZM117 103V104H116ZM146 103V104H145ZM158 103V104H157ZM189 105H187V104ZM199 103H200V105H199ZM201 103H203L204 104V106H203V104L201 105ZM214 104V106L215 107H212L213 106V104ZM215 103L217 104V105H215ZM230 103V104H229ZM244 103H248V104H252L253 106H254V103H255V107H253L252 105H247L249 108H251V110L249 109V108H245V107H247V106H245L246 104H244ZM6 103H4V104H0V107L2 108V107H4V106H2V105H5ZM7 104H8V102H7ZM88 104V105H87ZM91 104V109L93 110L92 111V113H91V115L89 114V112H91V109H90V107H89V105ZM93 104H94V107L97 105V106H99V107H95L97 110H98V108H100V109H102L101 111H102V113H103V115L101 116V114H100V109L98 110V111H95L94 109H93ZM109 104V105H108ZM116 104V105H115ZM128 104V105H127ZM130 104V105H129ZM135 106H134V105ZM147 104L149 105V106H147ZM159 104H163L164 106L165 105H169L168 106V108L170 107V106H174V108H179V109H177L178 111H182V113H181V115H180V113H179V116H177L178 117V123H174L173 122V124L174 125H172V123H170V121L168 122V118L169 117H166V115L162 112V110L161 111H159L160 110V107H159ZM180 104V105H179ZM225 104V105H224ZM227 104V105H226ZM81 105V106H80ZM101 105V106H100ZM103 105V106H102ZM144 105V106H143ZM162 105V106H163ZM178 105V106H177ZM187 105V106H186ZM221 105H223L221 108L219 107L218 108V106H221ZM230 105V106H229ZM238 105V106H237ZM243 105L245 106V107H243ZM260 105V106H259ZM73 106V109L71 110V107ZM106 106V107H105ZM126 106V107H125ZM137 106V107H136ZM185 106H186V108L188 109V107H189V109H190V111L189 110H186L185 109ZM197 106H198V108H201L199 111L198 110H196V108H197ZM201 106V107H200ZM217 106V107H216ZM237 106V107H236ZM259 108H258V107ZM78 107V108H77ZM86 107H89V108H86ZM104 107V108H103ZM109 107L111 108L110 109V111L108 110L109 109ZM126 109V112H124L125 111V109ZM136 107V108H135ZM140 107H142V108H140ZM145 107V108H144ZM146 107H147V112H146ZM151 109H150V108ZM153 107H155V108H153ZM166 107V106H165ZM180 107H181V109H180ZM211 109H210V108ZM224 107V108H223ZM233 107V108H232ZM242 107L243 108H245V112L246 111H248V113L246 112H243L244 111V109H242ZM263 107V108H262ZM1 108H0V111L1 112H3V109L4 110H6L5 108H7L8 109V107H6V105H5V108H2V110H1ZM105 108H107V110H104L103 111V109H105ZM118 108V109H117ZM135 108V109H134ZM215 108V109H214ZM237 108V109H236ZM255 108V109H254ZM31 109V108H30ZM79 109H80V111H79ZM82 109V110H81ZM112 109H114V110H112ZM140 109V110H139ZM204 109V110H203ZM205 109H207L206 110V112H205ZM208 109H209V111L211 110V112H209V113H207L208 112ZM213 109H214V112H213ZM236 109V110H235ZM246 109H248V110H246ZM253 109V110H252ZM263 110L262 112L260 111V110ZM117 110H120V111H117ZM122 110H123V112H122ZM136 110V111H135ZM142 110V111H141ZM203 110V111H202ZM232 112H231V111ZM240 110V111H239ZM255 110V111H254ZM106 111H108V112H106ZM115 111V112H114ZM131 111V112H130ZM150 111V112H149ZM161 112V114L159 113V112ZM185 111L188 113H185ZM196 111H197V113H196ZM200 111H202V113L200 112ZM218 111H220V113H222V114H219V112ZM222 111V112H221ZM251 111V112H250ZM257 111L259 112V113H257ZM17 112H23L24 113V111H17ZM86 112V113H85ZM88 112V113H87ZM97 112H98V114H97ZM109 112H111V113H113V114H111V113H109ZM119 112H120V114H119ZM122 112V113H121ZM134 112V113H133ZM136 112V113H135ZM154 112V114H152ZM241 112V113H240ZM21 113H18L19 115V117H18V119H15V118H13V119H15V121H16V123H18V121L19 122H22V121H25V116L27 115V113H29V112H27L26 113V111H25V115L23 116V113H22V115H20ZM51 113H53V112H51ZM55 113V112H54ZM75 113H77V115H75ZM93 113H94V115H93ZM117 113V114H116ZM123 113H125V114H123ZM130 113V114H129ZM146 113V114H145ZM156 113V114H155ZM157 113H159L158 115H157ZM177 113V114H178ZM190 113V114H189ZM192 113H193V115L196 113L197 114V116L196 115H194V116H196V117H198V118H196L195 119V117L192 115ZM227 113H229L228 115H227ZM239 113H240V115H239ZM253 113H255V114H253ZM1 114H3L2 115V117H4V115L6 116V115H8V112H4V113H0V120L2 119L1 118ZM49 115H51L50 114V112L48 113ZM47 114V115H48ZM95 114H97L98 115V118H100V119H98V118H96V115ZM111 114V115H110ZM116 114V115H115ZM136 114V115H135ZM149 114H151V115H149ZM199 114H202V118H199ZM209 114V116H206V115H208ZM223 114H224V116H223ZM234 117L235 115H239V123H238V121H236L237 119H238V117L237 116H235V118L234 119H232L231 117V115ZM243 114H245V115H243ZM258 114H260V115H258ZM69 115V116H70ZM73 115H75V116H73ZM110 116V119H111V117H112V119L111 120H109V118H107L108 119V121H107V123L108 124H106L105 122H106V120H105V118L106 117H108V116ZM114 115V116H113ZM130 115V116H129ZM142 115V116H141ZM145 115V116H144ZM148 115L150 116V117H148ZM157 115V116H156ZM185 115V116H184ZM190 117H189V116ZM217 115V116H216ZM227 115V116H226ZM230 115V116H229ZM247 115V116H246ZM249 115V116H248ZM258 115V116H257ZM20 116H23L22 118H24V119H22V118H20ZM95 116V117H94ZM100 116V117H99ZM104 116V117H103ZM133 116H134V118H133ZM181 116V117H180ZM187 116V117H186ZM205 116H206V119H205ZM216 116V117H215ZM225 116H226V120H229V121H227L225 124H224V126L226 125V129L227 130H225L222 126L223 125H221V126H216V121L215 120H217V118H220V117H223V119H225ZM241 116V117H240ZM242 116L246 119V125H245V127H244V125H243V123L245 124V119L244 118H242ZM252 116H254L253 118H252ZM117 117H119L118 119H117ZM124 117H125V119H124ZM127 117H128V119H127ZM153 117H154V119H153ZM160 119H159V118ZM161 117H162V119H164V120H161ZM183 117V118H182ZM192 117V118H191ZM201 117V116H200ZM215 117V118H214ZM257 117V118H256ZM260 119H259V118ZM9 118V117H8ZM7 117H5V119L6 120H8L5 124H1L0 123V128H5L6 126V124H8L9 122H10V120L12 119L11 118V116H10V118L8 119ZM116 118V119H115ZM181 118H182V121H181ZM185 118H186V121H185ZM190 118V120L192 121H190V120H188ZM231 120H230V119ZM241 118H242V120H241ZM256 118V119H255ZM11 120V122L12 121H14V120ZM20 119H22V120H20ZM53 119V120H52ZM54 119H56V120H54ZM93 119V120H92ZM97 119V121H95ZM115 119V120H114ZM123 119V120H122ZM130 119V120H129ZM136 119V120H135ZM138 119V120H137ZM140 119H141V121L142 122H140ZM147 120V122H146V120ZM184 119V120H183ZM194 119V120H193ZM199 119V120H198ZM204 119V121H202V120ZM222 119V120H223ZM236 119V120H235ZM261 119H263L262 121H258V120H261ZM101 120H102V122H101ZM116 120H119V121H116ZM122 120V121H121ZM130 121V123H129V121ZM134 120V121H133ZM144 120V121H143ZM159 120V121H158ZM160 120H161V122H160ZM201 120V121H200ZM235 120V121H234ZM250 120V121H249ZM77 121V122H76ZM96 122L97 124H98V127H97V125L95 124V126L96 127H94V125H93V123L92 122ZM153 121V122H152ZM155 121H157L156 123H155ZM187 121H190L189 123L187 122ZM194 121H196V122H202V123H199L200 124V126H199V124L198 123H196V124H198V126L200 127V128H202L203 130H201V132H204V134H205V139L204 140H200V139H202L201 137H200V129L198 128V130H197V125H195V123H194ZM207 121H209V122H207ZM231 121V122H230ZM233 121L235 122V123H233ZM10 122V123H11ZM57 122L59 123V125L57 124ZM60 122H61V119H59V118H56V115L54 116V114H52L51 115V117H50V120H49V122L48 123H52V124H48L47 123V126H49L50 127V129H47V131H49L48 133H45V132H47V131H45L44 132V134H47V135H40V137L38 136V138L36 139V146L37 147H39L38 146V144L39 145H42V143L44 142V140H42V138H48L49 136H51V133L50 132H52V136L51 137H54V138H56V137H58L59 135V137H61V134H60V131H61V129H62V127H58V128H60V131H59V129L57 128V129H54L52 126L54 125V127L56 126H60L61 124H60ZM100 122V123H99ZM110 122V123H109ZM113 122H114V124H113ZM177 122V121H176ZM181 122H183V123H181ZM186 124H185V123ZM232 123V124H230V123ZM252 122H254V123H252ZM9 123V124H10ZM55 123V124H54ZM73 123V124H72ZM79 123V124H78ZM119 123H121V124H119ZM128 123V124H127ZM137 123V127L135 126V124ZM141 123V124H140ZM144 123V124H143ZM151 123H152V125H151ZM165 123H167V124H165ZM214 123V124H213ZM73 126H72V125ZM143 124V125H142ZM149 124V125H148ZM159 124V125H158ZM162 124H163V126H162ZM176 124V125H175ZM177 124H182V125H184V130L188 133V135L190 136L189 138V140H188V142H186V141H183V138L182 137H184V136H179V134H181V133H183V132H180V131H177V127H175V126H177ZM202 124V125H201ZM212 124V125H211ZM235 124H236V126H235ZM258 124H259V126H261V127H259L258 126ZM75 125V126H74ZM138 125H139V127H138ZM153 125H155V126H153ZM167 126V127H165V126ZM182 125H180V126H182ZM185 125H186V127H185ZM191 125H193V126H191ZM232 125L234 126V127H232ZM256 125V126H255ZM1 126H3V127H1ZM125 126V127H124ZM140 126H143L142 128L140 127ZM151 126H152V128H151ZM196 126V127H195ZM202 126V127H201ZM257 126H258V128H257ZM48 127V128H49ZM55 127V128H56ZM77 128V129H75V128ZM93 127V128H92ZM104 127V128H103ZM123 127H124V129H123ZM136 128V129H133V128ZM146 127V128H145ZM160 127H164L165 128V130L163 129V128H161L160 130H159V128ZM172 127V128H171ZM176 128V130H175V128ZM221 128V130L223 131V130H225V132H229V131H231L232 130V128H233V130L230 132V133H227L228 135H225V133H224V131H223V134H224V141H223V139H222V141H221V137L223 136V134H220V133H222V131L220 130V132L218 131L219 129H214V128ZM229 127V128H228ZM231 127V128H230ZM237 127V128H236ZM242 128L243 129V131H244V129H249L250 128V130H247L248 131V135L247 136H251L252 138H251V140H252V142H251V140H250V148H249V150L248 151H246L245 152V155H251V153H252V155H256L255 157H254V164H255V166L251 169V170H247L246 169V171H244L245 169H244V167L243 166H245V164H243V162L241 161V159H242V157L240 156V148H245V138H246V135L243 133V131L241 132V130L242 129H240V132L238 133L237 132V129L238 128ZM244 127V128H243ZM252 127V128H251ZM4 128L3 129H1L2 130V132H1V130H0V142L3 144L4 143V135L6 134H4V132H3V130H4ZM10 128H12V127H10ZM51 128H53V129H51ZM131 129V131H130V129ZM139 128H141L142 130H143V132H141L140 134L138 133L139 131H142L141 129H139ZM171 128V129H170ZM211 128V129H210ZM236 130H235V129ZM6 129V128H5ZM92 129H93V131L94 130H96V132L95 133H92L93 131H92ZM105 130V131H102V130ZM111 129V130H110ZM129 130V131H127V130ZM133 129V130H132ZM139 129V130H138ZM149 129H152V130H149ZM168 129H170V131H167ZM260 129V130H259ZM56 130V131H55ZM71 130H73L72 132H71ZM98 130H100V131H98ZM115 130V131H114ZM118 130V131H117ZM123 130H126V131H123ZM163 130H164V132H168L166 135H163ZM174 130V132H172ZM194 130V131H193ZM229 130V131H228ZM253 130V131H252ZM257 130H259V132L257 131ZM77 131V132H76ZM132 131L134 132V134H136V136L138 137H136L133 133H132ZM152 131V132H151ZM155 131H157L158 133H156ZM161 131H162V133H161ZM177 131V132H176ZM190 131V132H189ZM196 131V132H195ZM214 131V132H213ZM262 131H263V135H262ZM56 132V133H55ZM65 132H67V131H65ZM73 132L75 133V134H73ZM88 132V133H87ZM113 132H116V134L115 133H113ZM125 132H127V133H125ZM136 132V133H135ZM148 132V134H145L144 135V133H147ZM151 132V133H150ZM178 132H180V133H178ZM192 132V133H191ZM206 132H208V133H212L211 135H209V137H208V140H207V134H206ZM50 133V134H49ZM55 133V134H54ZM71 133V134H70ZM94 134V138H95V140H94V138H93V136L92 135H90V134ZM99 133H101V134H99ZM118 133V134H117ZM124 133V134H123ZM129 133H131L132 134V136H134L133 138H134V140H133V138L131 137V134H130V136H129ZM176 133V134H175ZM177 133H178V135H177ZM238 133V134H237ZM242 133L244 134V135H242ZM256 133H258V136H257V134ZM3 134V135H2ZM70 134V135H69ZM110 134H112V135H110ZM126 134V135H125ZM143 134V135H142ZM155 135V137H156V139H154V136L152 137V135ZM162 135V137L163 136H165V139L167 138V140H169L170 138L171 139H173L172 141H173V143H175L176 144V142L177 141H182L183 143L185 142L186 144H182V142L180 141V145H178L176 148H179V151L175 148H173V146H171L170 147V145L172 144L171 142H169L168 144H169V146L166 144L167 142H164V140L160 137L161 135ZM217 134H218V136H219V134L221 135V137L219 138L218 136H217ZM249 134H251V135H249ZM253 134V135H252ZM63 135H64V133H63ZM62 135V136H63ZM76 135V136H75ZM79 135V136H78ZM118 135H121V136H118ZM147 135V136H146ZM148 135H150V137L148 136ZM171 135H173V136H171ZM178 136L179 137V139L180 140H177L178 139V137H177V139H176V137L175 136ZM207 135V136H206ZM236 135V136H235ZM261 135V136H260ZM44 136V137H43ZM48 136V137H47ZM78 136V137H77ZM92 136V137H91ZM102 136V137H101ZM115 136V137H114ZM125 136H127V137H125ZM142 136H144V137H142ZM157 136H158V138H157ZM167 136V137H166ZM171 136V137H170ZM193 136V137H192ZM197 136V137H196ZM239 136V137H238ZM241 136V137H240ZM242 136L244 137V141L242 142ZM117 137H119V138H117ZM139 137H142V138H144L143 140L141 139V138H139ZM170 137V138H169ZM176 139H174V138ZM192 137V138H191ZM233 137V138H232ZM236 137H238V138H236ZM253 137H255V138H253ZM258 139H257V138ZM2 138V139H1ZM40 138V139H39ZM66 138V139H65ZM91 138V140H89ZM117 138V139H116ZM127 138V139H126ZM132 138V139H131ZM148 138H150V139H148ZM152 138V139H151ZM162 139L163 140V143H165L164 144V146H167L166 148H164L163 147V145H162V142H158L159 144H161L162 146L161 147H163L164 149L163 150H161L162 148H160V150L161 151H159V152H156L155 150H157V148H159V147H157V146H155L156 144H158V143H156V141H162V140H160V139ZM185 138V137H184ZM235 138V139H234ZM112 139H114V142L113 143H110V142H112L113 140ZM123 139H126V141L125 140H123ZM141 140V141H143L142 143H141V141H140V143L141 144H144L145 143V145H141L139 142H138V140ZM146 139H148V141L147 142H144V140L146 141ZM156 140L155 142H153V144H151L152 143V141H154V140ZM214 139V140H213ZM231 139V140H230ZM234 139V140H233ZM236 139H240V143L238 142V146L239 147H237V145L236 146H234L233 147V145H234V143H237L236 141ZM249 139H250V137H249ZM254 139H256V140H254ZM65 140H66V142H65ZM84 140V141H83ZM86 140V141H85ZM122 140V141H121ZM128 140H131V141H128ZM132 140H133V142H132ZM137 140V142L135 143V145L137 146V143L139 144L138 145V147L136 148L135 147V149L133 148L134 147V144H133V150H132V148H131V146H132V144H129L130 142L131 143H134V141H136ZM152 140V141H151ZM166 140V141H167ZM174 140L176 141V142H174ZM218 140V141H217ZM219 140L221 141L220 143H219ZM225 140H227V141H225ZM229 140V141H228ZM40 141V142H39ZM116 141V142H115ZM118 141V142H117ZM128 141V142H127ZM149 141L151 142V143H149ZM210 141H211V143H210ZM213 141H214V144H212L213 143ZM231 141V142H230ZM39 142V143H38ZM63 142H61L60 144H62ZM90 142H93V143H90ZM96 142V143H95ZM98 142V143H97ZM196 142V143H195ZM207 142V143H206ZM223 142V143H222ZM261 142V143H260ZM6 143V142H5ZM86 143V144H85ZM89 143V144H88ZM124 143V144H123ZM147 143H149V144H147ZM178 143V142H177ZM187 143H188V145H187ZM202 143V144H201ZM228 143H230L229 145L231 146H227L228 145ZM233 143V144H232ZM243 143V144H242ZM253 143V144H252ZM59 143H57V145L56 146H59L58 145ZM84 144H85V146H84ZM92 144V145H91ZM113 144H114V146H113ZM123 144V145H122ZM128 144L130 145V147H128ZM146 144H147V146H146ZM155 144V145H154ZM175 144H172V145H175ZM179 144V143H178ZM181 144H182V146H181ZM210 144H212V146L210 145ZM220 144H221V146H220ZM239 144H242L241 145V147H240V145ZM3 145H5V144H3ZM2 145V148L4 147ZM80 145V146H81ZM109 145V146H108ZM126 145V146H125ZM151 145H152V147H151ZM177 145V144H176ZM175 145V146H176ZM184 145V146H183ZM256 145V147H254ZM97 146H98V148H97ZM119 146H121V147H119ZM140 146V147H139ZM143 146H146V147H148V146H150V148L149 149H147L146 147H143ZM155 146V147H154ZM180 146L181 147H183V149H185V150H181L182 148H180ZM217 146L219 147V149L217 148ZM243 146V147H242ZM79 147V146H78ZM125 147H127V148H131V150H130V152L132 153L133 152V154H131V153H129L128 152V150H126L127 148H125ZM154 147V148H153ZM169 147V148H168ZM197 147V148H196ZM216 147V148H215ZM222 149H221V148ZM56 148V149H55ZM54 149L55 150H57V147H55ZM123 148V149H122ZM143 148H145V150L147 149V151H145ZM177 153L176 155H174L175 153L173 152V150ZM215 148V149H214ZM227 148V149H226ZM230 148V149H229ZM151 149H155L154 151L153 150H151ZM165 149H169V151H167V150H165ZM216 149H218V150H216ZM233 151H232V150ZM237 149V150H236ZM54 150V151H55ZM87 150V151H88ZM136 151V154H135V151ZM215 150V151H214ZM225 150V151H224ZM86 151V152H87ZM125 151V152H124ZM182 151V152H181ZM220 151V152H219ZM227 151H229L230 153H227ZM235 151V152H234ZM122 152V153H121ZM126 152H128V153H126ZM153 152H154V155L156 154V153H159V154H157L158 155V159H157V155H156V159H153L152 157H153ZM170 152H172L171 153V155H170ZM178 152H180V153H178ZM198 152V153H197ZM205 152V153H204ZM218 152V153H217ZM225 152V153H224ZM239 152V153H238ZM248 152V153H247ZM124 153V154H123ZM182 153H185L184 154V156H182L183 154ZM212 153V154H211ZM238 155H237V154ZM247 153V154H246ZM256 153V154H255ZM126 154L128 155H131V156H126ZM173 154V155H172ZM181 154V155H180ZM208 154V157L206 156L205 157V155H207ZM217 154V155H216ZM228 154V155H227ZM236 154V155H235ZM260 154V155H259ZM96 157H95V156ZM124 155L126 156V158H124ZM152 155V156H151ZM169 155V156H168ZM179 155V156H178ZM215 155V156H214ZM219 155H221V156H219ZM263 155V156H262ZM121 156H123V157H121ZM138 156H140V157H138ZM150 156V157H149ZM172 156H177V157H172ZM186 156V157H185ZM226 156V157H225ZM238 156V157H237ZM77 157V156H76ZM129 157V161H130V163L132 162V164H130L129 163V161L127 162V158ZM134 157V158H133ZM160 157H163L162 159H160ZM209 157H210V159H209ZM1 158H2V156H1ZM1 158H0V164H2L3 162H1V161H3V160H1ZM93 158V159H92ZM95 158V159H94ZM115 158V159H114ZM136 158H138V159H136ZM146 158V159H145ZM175 158H176V160H175ZM218 158V159H217ZM235 158V159H234ZM237 158V159H236ZM241 158V159H240ZM259 158V159H258ZM89 159V160H88ZM135 159H136V162H134L135 161ZM207 159H209V160H207ZM93 162H91V161ZM111 160V161H110ZM114 160V161H113ZM125 162H124V161ZM141 160V161H140ZM156 160V161H155ZM171 160H173V161H171ZM175 160V161H174ZM216 160V161H215ZM233 160V161H232ZM240 160V162H238L237 163V161H239ZM263 160V161H262ZM32 161V160H31ZM86 161L87 162H89V163H87L86 164ZM116 161V162H115ZM230 161V162H229ZM234 161H236V162H234ZM95 162V163H94ZM148 162V163H147ZM155 162V163H154ZM170 162H172L171 164H170ZM91 163V164H90ZM98 163V164H97ZM112 163H115V164H112ZM121 163V164H120ZM217 163V164H216ZM222 163V164H221ZM234 163H237L236 165H234ZM240 163V164H239ZM83 164V165H82ZM170 164V165H169ZM230 164H231V166H230ZM233 164V165H232ZM28 165V164H27ZM84 165H86L85 166V168H84ZM108 165V166H107ZM113 165H114V167H113ZM130 165V166H129ZM224 165V166H223ZM227 165V166H226ZM257 165V166H256ZM89 166V167H88ZM91 166V167H90ZM94 166V168H92ZM118 166H120V168L118 167ZM122 166V167H121ZM124 166L126 167V168H124ZM174 166V167H173ZM218 166V167H217ZM230 166V167H229ZM111 167L114 169V170H116L117 171V168H118V170H120L121 168L122 169H125L126 171L127 170H129V169H131V171H133V172H131L130 171V173H133L134 174V176L136 175L137 177H138V179H137V177H135V179L136 180H132L131 181V183H129L127 180H126V182H123V183H125L126 185L123 187H119V190L122 192H118V189H117V187H118V185H116V184H118V183H116L115 184V186L113 185V191L114 190H116L114 193L116 194V196L114 197V196H112V197H106L107 199H111V202H113L114 201V203L112 204V203H110V201L109 202H107V200H106V198H103L102 196H104L105 197V195H106V193H105V191L103 192V190H104V188H106V186L108 185V184H106V182L104 183L103 181H105V180H103V179H105V177H106V175H107V173L108 172H110L111 171ZM117 167V168H116ZM131 167V168H130ZM214 167V168H213ZM236 167H238V169L239 170H237V168ZM243 167V168H242ZM82 168V169H81ZM91 168V169H90ZM96 168V169H95ZM97 168H99V169H97ZM127 168H129V169H127ZM132 168L134 169V170H132ZM257 168V169H256ZM85 169H86V171H87V169H89V172L87 171V172H85ZM101 169V170H100ZM108 169H110V170H108ZM226 169V170H225ZM229 169V170H228ZM233 169V170H232ZM90 170L92 171V172H90ZM104 170V171H103ZM105 170H107V172L105 171ZM137 172H136V171ZM211 172H210V171ZM256 171L255 172V174H254V171ZM260 170V171H259ZM120 171H123V170H120ZM119 171V172H120ZM197 171V172H196ZM243 171V172H242ZM248 171H250L249 173L250 174H248L247 173V175H246V172H248ZM84 173V175H86L85 173H88L87 175H89L90 177H91V179H93V180H90V179H88V180H90V181H88V180H86V177L84 176V178H83V176H82V174ZM175 172V173H174ZM252 172V173H251ZM90 173V174H89ZM98 173V174H97ZM102 173V174H101ZM127 173H128V171H127ZM146 173V174H145ZM202 173V174H201ZM227 173V174H226ZM228 173H230V174H228ZM96 174V175H95ZM100 174V175H99ZM106 174V175H105ZM220 174V175H219ZM222 174V175H221ZM224 174V175H223ZM233 174V175H232ZM243 174V175H242ZM140 175H145V176H140ZM231 175V176H230ZM240 175H242V176H240ZM245 175V176H244ZM249 175V176H248ZM2 176V177H1ZM224 176V177H223ZM226 176H228V177H226ZM89 177V178H90ZM101 177V179H99ZM104 177V178H103ZM223 177V178H222ZM251 178V180H249L250 178ZM261 177V178H260ZM97 180H96V179ZM139 178H141L140 180H139ZM148 178V179H147ZM240 178H241V180H240ZM255 178V179H254ZM144 179V180H143ZM233 179H235V180H233ZM74 180V179H73ZM96 180V181H95ZM99 180V181H98ZM88 182V183H86V182ZM93 181H95V182H98L97 183V185L99 186H95L96 185V183H94V185H93ZM134 181V182H133ZM137 181V182H136ZM141 181H143V182H141ZM146 181V182H145ZM174 181V182H173ZM241 181V182H240ZM263 183H262V182ZM83 182V183H82ZM92 182V183H91ZM128 182V183H127ZM133 182V183H132ZM148 182V183H147ZM198 182V183H197ZM231 182V183H230ZM244 184H243V183ZM90 183V184H89ZM145 184V185H141V184ZM230 183V184H229ZM239 183V184H238ZM12 184V185H11ZM16 184H18V185H16ZM74 184V185H75ZM82 184V185H81ZM86 184V186H87V184H88V186L87 187H85L84 185ZM130 184H132L131 185V187H129L130 186ZM134 184V185H133ZM165 184V185H164ZM173 184H174V186H173ZM20 185V186H19ZM104 186V187H102V186ZM139 185H140V187H139ZM148 185V186H147ZM163 185V186H162ZM186 185V186H185ZM205 185V186H204ZM260 185V186H259ZM16 186V187H15ZM19 186V187H18ZM92 186V188H90ZM132 186H136V187H132ZM139 188H138V187ZM142 186V187H141ZM176 186V187H175ZM208 186V187H207ZM112 187V186H111ZM127 187H128V189H127ZM246 187V188H245ZM261 187H262V190H261ZM14 188V189H13ZM21 188V189H20ZM25 188V189H24ZM69 188H70V185H69ZM98 188V189H97ZM168 188V189H167ZM16 189V190H15ZM90 189V190H89ZM92 189V190H91ZM140 189V190H139ZM147 189V190H146ZM188 189V190H187ZM203 189V190H202ZM214 189V190H213ZM20 190V191H19ZM25 190V191H24ZM88 190V191H87ZM101 190H102V192H101ZM128 190H129V192H128ZM145 190V191H144ZM190 190V191H189ZM195 190V191H194ZM77 191V192H78ZM91 191V192H90ZM143 191V192H142ZM147 191V192H146ZM197 191V192H196ZM14 192V193H13ZM19 192V193H18ZM81 192V193H80ZM85 192H87V193H85ZM117 192H118V196H117ZM138 192H139V195H138ZM149 192V193H148ZM186 194H185V193ZM212 192V193H211ZM20 193H24V196L22 195L21 196V194ZM85 193V194H84ZM114 193H113V195H114ZM121 193V194H120ZM129 193V194H128ZM154 193V194H153ZM188 193V194H187ZM195 193V194H194ZM201 193V194H200ZM205 193H207V194H205ZM73 196H72V195ZM81 194V195H80ZM99 194H101V195H99ZM123 194H128V195H124L125 197H126V199L124 198H121V197H123V196H121V195H123ZM132 194V195H131ZM134 194H135V196L137 197V199H139V198H141L142 199V201H141V199H139V201H137L136 200V197L134 196ZM210 194V195H209ZM18 195H19V197H22V198H20L19 199V197H18ZM130 195H131V197H132V199H131V197H130ZM141 195V196H140ZM199 195V196H198ZM205 197H204V196ZM209 195V196H208ZM71 196V198L72 197H75V198H78V199H74V200H76V201H78V203H76L74 200H73V198L71 199V200H73L74 201V203L72 202V201H70L69 200V197ZM80 196V197H79ZM98 196H100V197H98ZM144 196V197H143ZM147 196V197H146ZM185 196V197H184ZM198 198H197V197ZM88 197H91L92 198V200L93 199H97V200H93V201H95V203H97V205L96 204H94V202H92L93 204L92 205H94V207L92 208L91 206L89 207V206H87V205H89V204H91V201H89V204H85V208L83 209L81 206L82 205H84L83 204V200H82V198L83 199H88L89 200V198ZM134 197V198H133ZM189 197V198H188ZM192 197V198H191ZM195 197V198H194ZM202 197V198H201ZM205 199H204V198ZM208 197V199H206ZM213 197V198H212ZM13 198V199H12ZM117 198V199H116ZM147 200H146V199ZM191 198V199H190ZM215 198V199H214ZM12 201H11V200ZM17 199H19V200H17ZM22 199V200H21ZM80 199V200H79ZM145 199V200H144ZM150 199V200H149ZM185 199V200H184ZM221 199V200H220ZM10 200V201H9ZM71 202V206H69V201ZM82 200V202L80 203V201ZM100 200V201H99ZM124 200V201H123ZM131 200V201H130ZM196 200V201H195ZM14 201V202H13ZM19 201V202H18ZM67 201H68V203H67ZM96 201H98V202H100L99 204H98V202H96ZM103 203H102V202ZM121 201V202H120ZM125 201H127V202H125ZM136 201V202H135ZM147 201H148V203H147ZM186 201V202H185ZM200 201H201V203H200ZM228 201V202H227ZM11 202H13V203H11ZM117 202V203H116ZM119 202V203H118ZM139 202H142V203H139ZM196 202V203H195ZM226 202V203H225ZM229 202H231V203H229ZM263 202V203H262ZM106 203L108 204V203H110L109 204V206L108 205H106ZM121 203V204H120ZM124 203V204H123ZM133 203V205H131V204ZM199 203V204H198ZM210 203V204H209ZM13 204H15V205H12ZM18 204V205H17ZM21 204V205H20ZM51 204V203H50ZM76 204V205H75ZM82 204V205H81ZM102 204H104L105 206H108V208L107 207H105L104 205H102ZM138 204V205H137ZM17 205V206H16ZM51 205H54V203H52ZM50 205V207L51 208H53L52 206ZM81 205V206H80ZM123 205H125V206H123ZM6 206V207H5ZM24 206H26V207H24ZM73 206V207H72ZM98 206H100V207H98ZM102 206H104V208H101ZM214 206V207H213ZM222 206H224V207H222ZM260 206V207H259ZM48 207V206H47ZM49 207V208H50ZM67 207V208H68ZM117 207H118V209H117ZM128 209H127V208ZM146 207V208H145ZM148 207V208H147ZM204 207V208H203ZM11 209V211H10V209ZM27 208V209H26ZM81 208L83 209V210H81ZM112 208H113V211H112ZM116 208V209H115ZM145 208V209H144ZM182 208V209H181ZM192 208V209H191ZM19 209H21V210H23V211H19ZM29 209V210H28ZM93 209V210H92ZM110 209V210H109ZM121 209V210H120ZM148 209V210H147ZM154 209V210H153ZM234 209V210H233ZM6 210V211H5ZM49 210V212H51V210L50 209H48ZM69 211H70V209H68ZM67 210V211H68ZM116 210V211H115ZM229 210V211H228ZM9 211V212H8ZM30 211L32 212V215L30 216V214L28 215V212L30 213ZM53 211V210H52ZM70 211V212H71ZM77 212V214H75L76 212ZM112 211V212H111ZM120 211V212H119ZM146 211V212H145ZM258 211V212H257ZM8 212V213H7ZM25 212V213H24ZM85 212V213H84ZM88 212V213H87ZM149 212V213H148ZM261 212H263V214L261 213ZM5 213V214H4ZM20 213V214H19ZM35 213V214H34ZM54 213V212H53ZM91 213V214H90ZM110 213V214H109ZM21 214L24 216L25 214V216L23 217L22 216V218H21ZM74 214L77 216H74ZM87 214V215H86ZM147 214V215H146ZM170 214V215H169ZM3 215V216H2ZM5 215H6V217H5ZM52 215V217L53 216H55V214H51ZM123 215V216H122ZM9 216V217H8ZM27 216H29V217H27ZM82 216H84V217H82ZM101 216V217H100ZM121 216V217H120ZM162 216V217H161ZM234 216V217H233ZM1 217H3V218H1ZM18 217V218H17ZM25 217L27 218V219H25ZM35 217H37V216H35ZM79 217V218H78ZM82 218V221H81V218ZM87 217L89 218V219H87ZM108 217V218H107ZM228 217V218H227ZM9 218H10V220H9ZM40 218V217H39ZM76 218L78 219V220H76ZM84 218V219H83ZM97 219V221H96V219ZM100 218H102V221L100 220ZM259 218H262V219H259ZM28 219H30L29 221H28ZM85 219H87V223H86V220ZM12 220V221H11ZM94 220V221H93ZM107 220V221H106ZM157 220V221H156ZM260 220V221H259ZM25 221V222H24ZM27 221V222H26ZM31 221H33V225L31 224ZM74 221H75V223L77 222V221H79V222H81V226H79V222L77 223V224H75L74 223ZM105 222V224H104V222ZM69 223V225L70 226H65L66 224L68 225V223ZM84 222H85V224H84ZM91 222V223H90ZM95 222V223H94ZM263 222V223H262ZM27 223H29L28 225L30 226V228L28 227V225H27ZM83 223V224H82ZM90 223V224H89ZM159 223V224H158ZM256 223H258L257 225H256ZM73 224H75V225H73ZM87 224H89L88 226H87ZM103 224V225H102ZM107 224V225H106ZM154 224V225H153ZM263 224V225H262ZM20 225V226H19ZM25 225V226H24ZM96 225H97V228H95L96 227ZM261 227H260V226ZM72 226H73V228H72ZM74 226L76 227V228H74ZM85 226V227H84ZM91 226V227H90ZM104 226V227H103ZM156 226V227H155ZM160 227V229H159V227ZM187 226V227H186ZM256 226V227H255ZM257 226H259V227H257ZM19 227V228H18ZM26 227H28L30 230L32 229V228H34L33 229V231H34V234L30 231V230H27L28 228H26ZM68 227H70V228H72V229H74V230H76V229H79L80 228V231L79 230H76V231H74V230H72V231H70V229L68 228ZM77 227H79V228H77ZM82 227V228H81ZM102 227V228H104V229H102L101 231H100V228ZM158 227V228H157ZM18 228V229H17ZM37 228V229H36ZM67 228L69 229V230H67ZM93 228V229H92ZM157 228V229H156ZM39 229V230H38ZM81 229L83 230L82 232H81ZM87 229H88V231H87ZM127 229H128V232H129V230H130V235H132L133 234V232H134V234L132 235V236H129V234L127 233V236H125V235H123V233L126 231L127 232ZM132 229H133V231H132ZM153 229V230H152ZM154 229H155V231H154ZM159 229V230H158ZM15 230V232H13ZM67 230V231H66ZM85 230V231H84ZM104 230V232H102ZM119 230V231H118ZM258 230H259V232H258ZM261 230V231H260ZM29 231V232H28ZM38 231H39V233H38ZM69 231H70V234H71V232H72V234L75 236V234H76V232H77V234L78 233H81V234H78V236L76 235V237H77V239L76 240H73V239H71V236H70V234H68L69 233ZM93 231V232H92ZM132 231V232H131ZM137 231V232H136ZM152 231V232H151ZM251 231H253V232H251ZM12 232V233H11ZM37 232V233H36ZM68 232V233H67ZM75 232V233H74ZM87 232V234H85ZM93 234H92V233ZM125 232V233H126ZM27 233H29V235L30 234H33V235H35V236H32L31 235V237H28L29 235L27 234ZM60 233H62V231L60 232H58L57 234L58 235H60ZM66 233H67V235H66ZM101 233V234H100ZM110 233H112V236H110L111 234ZM114 233V234H113ZM132 233V234H131ZM254 233H255V235L256 236H253L252 237V234L254 235ZM258 233H259V235H258ZM262 235H261V234ZM40 236H39V235ZM96 234V235H95ZM98 234H99V236H98ZM115 234V235H116ZM199 234V235H198ZM12 235V236H11ZM73 235H72V237H73ZM121 235H123V236H121ZM39 236V238H36V237H38ZM81 236L83 237V239L81 238ZM87 236V237H86ZM89 236V237H88ZM91 236V237H92ZM102 236H104V237H102ZM208 236V237H207ZM262 236V237H261ZM10 237V238H9ZM28 237V238H27ZM56 238H57V235L55 236ZM55 237L53 238V240L55 239ZM107 237V239L109 240V242H107L106 243V239H104V238H106ZM109 237H111V238H109ZM131 237V238H130ZM134 239H133V238ZM137 237V238H136ZM186 237V238H185ZM256 237V238H255ZM260 237V238H259ZM8 238V239H7ZM24 238V239H23ZM36 239V240H34V239ZM82 240H85L84 242L83 241H81V239ZM102 238H103V241H105L104 243H102ZM115 238V239H114ZM249 238H251V242L252 243H254L255 242V244H252L251 242H249ZM2 239L4 240V241H2ZM96 239V240H97ZM114 240V241H116L117 240V243L116 242H114V241H112V240ZM130 239H133V240H131V241H129ZM254 239H256L257 241H255ZM261 239V240H260ZM8 242H7V241ZM13 240H14V242L16 243V242H20V243H17V246H14V245H16L14 242H13ZM42 240V239H41ZM70 240V243H72V241H74L73 243L74 244H77V243H75V242H77L78 241V243L80 242V244H81V242H82V244L84 243V245H83V248H84V246H86L84 249L85 250H81V248H82V245H80V244H77L78 246H80V247H78V248H80V249H78L77 247L76 248H71L70 249V244H68L67 245V243H69L68 241ZM91 240V243H92V241H93V238H91L90 239ZM110 240H111V242H110ZM254 240V241H253ZM25 241V242H24ZM30 241H32V242H30ZM36 241H39V243L38 244H35L36 243ZM4 242H6V243H4ZM30 242V243H29ZM86 242H88L86 245H85V243ZM102 243V245H101V243ZM114 242V243H113ZM257 242V243H256ZM260 242V243H259ZM263 242V243H262ZM105 243H106V246H108V245H110V246H108L107 247V249H106V246H104L105 245ZM110 243V244H109ZM250 243V244H249ZM4 244V245H3ZM10 245V248H9V245ZM108 244V245H107ZM113 244H114V246H116L117 248H115V247H113ZM260 244V245H259ZM20 245V246H19ZM35 245V247H33ZM67 245V246H66ZM256 245V246H255ZM12 246V247H11ZM38 246V247H37ZM94 246H96V247H94ZM100 246H101V248H100ZM112 246V247H111ZM131 246V247H130ZM248 246V247H247ZM8 247V248H7ZM30 247V248H29ZM104 247V248H103ZM230 247V248H229ZM255 247V248H254ZM260 247V248H259ZM7 248V249H6ZM28 248V249H27ZM38 248L39 250L38 251H35L36 249ZM42 248H43V252H45V254L44 253H42V252H39V251H42ZM52 248V247H51ZM88 250H87V249ZM93 248H96V249H93ZM99 248V249H98ZM111 248H114V250H113V254L114 255H112L111 253H112V250H111ZM131 248V249H130ZM233 248V249H232ZM263 248V249H262ZM14 249V250H13ZM34 250V251H32V250ZM63 249H64V247H63ZM68 249H70L69 250V253L70 252H73L74 251V253L72 254H70L69 256L67 255V254H69V253H67L68 252ZM7 250V251H6ZM32 251V252H35V253H37V254H35V255H33V253L32 252H30V251ZM63 252H62V251ZM81 252H80V251ZM98 250V252L99 253H97V254H95L96 253V251ZM101 250H102V253H101ZM130 250V251H129ZM139 250V251H138ZM194 250V251H193ZM225 250V251H224ZM253 250V251H252ZM60 251V252H59ZM85 251H87V252H85ZM104 251V252H103ZM111 251V252H110ZM257 251V252H256ZM13 252V253H12ZM28 252H30V255H29V253ZM58 252H59V254H58ZM62 252V254L60 255V253ZM77 252V253H76ZM81 254H80V253ZM95 252V253H94ZM230 252V253H229ZM259 252V253H258ZM11 253V254H10ZM101 253V255L103 256H100L99 258L98 257H96L97 255L99 256V254ZM109 255H108V254ZM207 253V254H206ZM7 254V255H6ZM25 254H26V256H27V254H28V256H30L29 257V259H28V256L26 257L25 256ZM44 256H43V255ZM47 254H49V256L47 255ZM76 254V256L75 257H73L74 255ZM77 254L79 255V257L77 256ZM92 254H94V255H92ZM254 254V255H253ZM31 255H33V258H34V256H35V258L33 259L32 257H31ZM52 255H54L53 257H52ZM64 255V256H63ZM92 255V256H91ZM257 255V256H256ZM23 256V257H22ZM38 256H40V257H38ZM46 256H47V258H49V260H53V261H55L54 263H53V261H51V262H48L47 263V261H48V259H47V261H45L46 259H44V257L46 258ZM59 256V257H58ZM65 256H68L67 257V259H65L66 257ZM91 256V257H90ZM95 256V257H94ZM110 256H111V258H110ZM191 256V257H190ZM200 256V257H199ZM251 256V257H250ZM254 256V257H253ZM60 257H62V258H60ZM63 257H65L64 258V260H63ZM194 257V258H193ZM248 257H250V260H249V258ZM38 258H40V260L38 259ZM54 258V259H53ZM93 258H96V260L95 259H93ZM102 258V259H101ZM103 258H106L105 260L103 259ZM133 258H135V259H133ZM216 258V259H215ZM251 258H253V259H251ZM259 258V259H258ZM262 258V259H261ZM31 259V260H30ZM37 259V260H36ZM107 259H108V261H107ZM109 259H111V260H109ZM133 259V260H132ZM139 259V260H138ZM143 259V260H142ZM32 261V262H30V261ZM33 260H35V261H33ZM76 260V263L74 262ZM99 260V261H98ZM134 260H137V262H135L134 263ZM259 260V261H258ZM5 263H4V262ZM59 261V262H58ZM86 261V262H87ZM101 261V262H100ZM110 261V262H109ZM112 261V262H111ZM2 262V263H1ZM39 262V263H38ZM61 262V263H60ZM68 262V263H67ZM81 262H83V263H81ZM106 262V263H105ZM174 262V263H173ZM259 262V263H258ZM262 262V263H261ZM77 263V264H78ZM113 263V264H114Z\"/></svg>","mask_w":264,"mask_h":264},{"label":"bare ground","instance_id":"6f19581e","mask_svg":"<svg viewBox=\"0 0 264 264\" xmlns=\"http://www.w3.org/2000/svg\"><path fill=\"white\" fill-rule=\"evenodd\" d=\"M0 1H5L4 3H6V4H9V3H12V2H14L13 0H0ZM27 1V0H26ZM63 1V0H62ZM74 1V0H73ZM72 1V2H73ZM113 1L115 2V0H98V2H100V4H99V6L103 9H101L102 11H104V13L105 12H107V14L105 13V15L108 17V18H106V20H108V23L109 24H107L108 25V28L107 27H103L104 25L106 26V24L104 23V22H106L107 23V21L106 20H104V18L106 17L105 15H103L104 16V18L103 19H100V20H97V22H95V20L96 19H94V25L95 24H97V27H96V29H98V32H99V34H103V36H104V34H107L108 35V42H110L109 44H110V46H108L106 49H103L102 47H104V46H102L101 45V47L99 48V49H103L105 52H104V54H105V56H104V54L103 53H100V55H102L101 57H100V55H98L100 58H101V61L104 59V57L107 59V57H109V55L110 56H113V54H115V53H119L120 55H133V56H138V55H140V54H142V52H145V50H147V53H149V54H151V56H152V51L150 52H148V50H153L154 49V53H156L158 56L157 57H155L154 58V56H152V61L150 60V59H148L147 57H149V55H147L146 54V58H144V59H147V61H151V65H150V70H151V67L152 66H155V68H160V69H157L159 72H157V70H156V72L155 73H153V74H156V73H160V76L159 77H156V75L155 76H153L154 78L156 77V78H158V81H159V78H164V79H167V80H164V82L166 83L164 86L165 87H167V84L168 83H170L171 81H170V78H171V76H172V74L174 73V71H176L175 70V65L174 66H172L171 64H174L175 62H173V63H169L170 65H171V67H169L168 69H169V71H167L166 72V74L164 75L163 74V72H165L164 71V68L162 67L161 68V66H162V64L164 63L163 61H165V60H162V58H161V56H162V53H164V51L166 50V48H167V46L170 44V43H176V48H177V50L176 51H178L179 49H181L180 47H182V41L184 40V38H182L181 37V35H183V37L184 36H186V39H187V35H184V34H187L188 33V31L190 32V33H188V34H190L189 35V37H188V40H190L189 38H190V36H191V38H193L194 40H197V41H199V48H200V51H202V53L199 55L200 56V58H199V61H202V60H204V57H206L207 55H209V54H207L206 53V43L209 41H207L206 42V34L210 31V32H215L216 31V29L214 30L213 29V27H211L214 31H212V29H210V30H208V32L206 31L207 29H209L208 27L209 26H211V25H209V26H207L208 24H209V22H207V25H206V22L205 21H202V20H204V18L202 19L201 18V16L204 14L205 15V12L206 11H208V10H206L207 9V7L206 8H204L206 11H204V10H202L201 9V11L203 12L202 13V15H199V20L200 21H202V22H198L196 19L195 20H193V19H191V17L189 18V20L191 19V21L194 23V21H196V25L195 24H188V22L187 21H185V19H184V21L182 22L181 20H182V18L181 17H183V14L182 15H179V16H175V14L177 13L175 10H176V8L178 9V7H182V6H179V5H183V6H185L186 5V3H187V1L188 0H186L185 2H184V4H176V6H175V2H177L176 0H156L157 1V6H155V4L153 5V3H156V2H154V0H131V3H130V7H131V13H132V18L131 17H125V16H127V15H125V14H127L126 12H125V14H122V6H123V3H125L126 4V7H127V1L125 0H120V1H117V3L116 4H118V3H120V4H122V5H120V4H118V6L115 4V3H113ZM123 3H122V2ZM130 0H128V2H129ZM218 2H220V0H217ZM222 2L220 3V5H223V3L225 2V6H227V7H229L230 9H229V12H231L230 14H232L233 15V11L236 9V7H238L239 6V4L235 7V3L233 2L232 4H234V7H233V5L232 4H229V2L228 1H230V0H221ZM232 1H234V0H232ZM232 1H230V2H232ZM236 2H238L237 0H235ZM241 1V0H240ZM239 1V2H240ZM256 1V0H255ZM254 1V2H255ZM262 1H264V0H260L258 3L256 2V4L258 5V8H256V10L257 11H260L261 13H262V11H264V3H262V4H259L260 2H262ZM17 2V1H16ZM49 2V1H48ZM59 2V1H58ZM63 2H66V0L65 1H63ZM69 3L71 2V1H68ZM67 2V3H68ZM70 3V4H73V3ZM179 2H182V0L180 1L179 0ZM189 2V1H188ZM190 2H191V0H190ZM193 2H194V0H193ZM203 2V1H202ZM205 3H207V0L206 1H204ZM203 2V3H204ZM215 2V1H214ZM218 2L216 3V4H218ZM228 2V3H227ZM242 2V1H241ZM253 2V1H252ZM253 2V3H254ZM23 3V2H22ZM66 3V4H67ZM68 3V4H69ZM85 3V2H84ZM88 3V2H87ZM178 3V2H177ZM196 3V2H195ZM212 3H213V1H212ZM215 3H213L212 5V7H211V9L213 10L214 8V4ZM243 3V2H242ZM252 3V4H253ZM1 4V3H0ZM13 4V3H12ZM12 4H11V6H12ZM52 4V3H51ZM67 4V5H68ZM69 4V7H71V5ZM79 4V3H78ZM129 4V3H128ZM226 4H228V5H230V6H228V5H226ZM245 4V3H244ZM248 4V3H247ZM255 3L253 4V5H255V6H257ZM10 5V4H9ZM59 5V4H58ZM57 5V6H58ZM62 5V4H61ZM66 5V6H67ZM77 5V4H76ZM81 5V4H80ZM201 5H202V3H201ZM207 6H208V8H209V5H210V3H209V5L208 4H206ZM219 5V4H218ZM219 5V6H220ZM249 5V4H248ZM251 5V4H250ZM4 6V5H3ZM89 6V5H88ZM93 6V5H92ZM121 6V7H120ZM175 6V7H174ZM199 6V5H198ZM205 6V4L204 5H202L201 7H199V8H203ZM252 6V5H251ZM254 6V7H255ZM2 7V6H1ZM5 7H7V5L5 6ZM10 7V6H9ZM8 7V8H9ZM60 7V6H59ZM68 6L67 7H65V9L66 8H69ZM72 7H74V6H72ZM77 7H79V5L77 6ZM83 7V6H82ZM91 7V6H90ZM120 9H119V8ZM125 7V6H124ZM123 7V8H124ZM191 7V6H190ZM218 7V6H217ZM221 7V6H220ZM220 7H219V9H220ZM226 7V9H228ZM246 6H244V7H242V8H245ZM48 8V7H47ZM172 8V9H171ZM178 9L177 11L179 12V11H181V9ZM199 8H198V10H199ZM224 8V6L222 7V9ZM10 9V8H9ZM8 9V10H9ZM65 9H63V10H65ZM71 9V8H70ZM69 9V10H70ZM74 9H76L75 7H74ZM126 9V8H125ZM124 9V11H126ZM129 8H127V10H128ZM188 8H186V10H187ZM193 9V8H192ZM219 9H216V7H215V9H214V11H215V13H216V10H219ZM234 9V10H233ZM247 9H252V8H247ZM1 10V9H0ZM2 10H3V8H2ZM1 10V11H2ZM5 10H6V8H5ZM51 10H52V8H51ZM62 10V11H63ZM67 10V9H66ZM69 10H68V12H69ZM72 10H73V8H72ZM96 10V9H95ZM100 10V11H101ZM122 10V11H121ZM184 10H185V8H184ZM184 10H182V11H184ZM241 11L240 12H243V10L242 9H240ZM250 10H249V12H250ZM255 10V11H256ZM55 11V10H54ZM71 11V10H70ZM94 11V10H93ZM99 11V10H98ZM97 11V13L100 15V13H102L103 14V12L101 11V12H98ZM129 11V10H128ZM127 11V12H128ZM133 11V12H132ZM188 11V10H187ZM190 11V10H189ZM195 11V10H194ZM214 11H212V12H214ZM221 12H222V10H220ZM219 11V12H220ZM246 11V10H245ZM48 12V11H47ZM67 12V11H66ZM65 11L64 12H62L63 13V15H65L64 13H66ZM74 13L75 11L73 10V11H71V13ZM78 12H79V10H78ZM116 12H118V14H119V16H118V14H117V17H115V18H117V20L118 19H121L120 21H116L115 20V18H114V16H115V13ZM208 12H210V14L208 13ZM207 13L209 14L207 17H210V15H212V18H213V16H214V14L215 13H213L212 14V12H211V10H209ZM218 12V11H217ZM220 12V13H221ZM225 12H226V10H225ZM224 12V13H225ZM236 12V11H235ZM239 12V13H240ZM249 12H247V14L246 15H248V14H251V12L249 13ZM259 12V14H261ZM5 13H7L6 11H5ZM15 13V12H14ZM48 13H50V12H48ZM47 13V14H48ZM71 13H69V15L71 14ZM81 13V12H80ZM94 13L95 12H93L92 14L94 15ZM129 13V12H128ZM195 13V12H194ZM196 13H199V11H197L196 10ZM195 13V14H196ZM223 13V12H222ZM220 14V15H223L221 18H222V21H224L225 22V19H226V15L227 14ZM228 13V12H227ZM256 14H258L257 12H255ZM13 14V13H12ZM102 14H101V16H102ZM192 15H193V13H191ZM194 14V15H195ZM229 14V13H228ZM255 14V16H257V18H256V20H257V23H259L258 22V17H260V15L258 16V15H256ZM59 15H61L60 13H59ZM92 15V16H93ZM129 15H131L130 13H129ZM192 16V17H194V18H197V17H195V16H197V14L195 15V16ZM216 15H219V14H217L216 13ZM241 15H244V14H241ZM240 15V16H241ZM262 15V14H261ZM264 15V14H263ZM2 17H0V18H5V16H4V14L3 15H1ZM4 16V17H3ZM58 16V15H57ZM67 16H68V14H67ZM87 16V18H88V15H86ZM97 16V18H101V16H98V15H96ZM95 16V17H96ZM122 18H121V17ZM187 16V15H186ZM235 16V13H234V15H233V17ZM253 16V15H252ZM254 16V17H255ZM49 17V16H48ZM66 17V16H65ZM76 17V16H75ZM74 17V18H75ZM91 17V16H90ZM231 16L229 15L228 16V18H230ZM243 17H245V16H243ZM263 17V16H262ZM262 17L260 18V19H262ZM51 18V17H50ZM50 18H48V19H50ZM92 18V17H91ZM93 18H94V16H93ZM126 18V19H125ZM128 18H130V19H128ZM211 18V17H210ZM211 18V19H212ZM216 18V17H215ZM218 18V17H217ZM227 18V20H229ZM235 18V17H234ZM236 18H238L237 16H236ZM241 18H242V16H241ZM72 19H73V16H72ZM82 19V18H81ZM122 19H125V20H123L124 22H125V24H124V22L122 21ZM202 19V20H201ZM207 19V18H206ZM205 19V20H206ZM231 19V18H230ZM239 19V18H238ZM4 20V19H3ZM55 20V19H54ZM63 20V19H62ZM62 20H61V22H62ZM64 20H66V19H64ZM92 20V19H91ZM90 20V22H92ZM188 20V19H187ZM210 20V19H209ZM213 20H214V18H213ZM232 20V19H231ZM0 21H1V19H0ZM5 21V20H4ZM74 21V20H73ZM76 21V20H75ZM121 21H122V25L123 26H125V27H122V26H119L117 23H119L120 25H121ZM191 21H189V22H191ZM219 21V20H218ZM6 22V21H5ZM5 22H3V25H5ZM69 22V21H68ZM187 22V24L185 25V23ZM198 22V23H197ZM212 22H214V21H212ZM221 22V21H220ZM227 22H230V21H227ZM235 22V21H234ZM262 22H264V21H262ZM7 23V22H6ZM54 23V22H53ZM52 23V24H53ZM63 23V22H62ZM78 23V22H77ZM76 23V24H77ZM111 23H113V26H112V24ZM116 23V26L114 25ZM135 23V24H134ZM237 24L235 25V26H239L238 25V22H236ZM0 24H1V22H0ZM65 24H66V22H65ZM74 24V23H73ZM79 24V23H78ZM83 24H84V21H83ZM88 24V23H87ZM110 24H111V27H110ZM136 24H138L141 28L139 29L137 26H136ZM216 24V23H215ZM228 24V23H227ZM227 24L226 25H224V26H221L220 27V31H219V33H221V34H219V35H223V33H230L231 32V29L233 28V26L234 25H232V27L231 26H227ZM232 24V23H231ZM230 24V25H231ZM240 24V23H239ZM264 24V23H263ZM263 24L262 25H259V24H257L256 26H254V32H256L257 30L259 31L260 29H262L261 27L263 26ZM67 25H68V23H67ZM67 25H65V26H67ZM93 25V26H94ZM217 25V24H216ZM222 25V24H221ZM255 25V24H254ZM6 26V25H5ZM61 26V25H60ZM63 26H64V24H63ZM87 27H88V25H86ZM92 26V25H91ZM92 26V27H93ZM185 26V27H184ZM218 26H219V24H218ZM73 27H75V26H73ZM73 27H72V30H73ZM91 27V28H92ZM104 29H103V28ZM237 27H236V29H237ZM253 27V26H252ZM1 28V27H0ZM3 28V27H2ZM61 28V27H60ZM65 28V27H64ZM67 28V27H66ZM76 28H77V26H76ZM76 28H74V29H76ZM82 28V27H81ZM235 28V27H234ZM3 29H5V28H3ZM79 29V28H78ZM94 30V29H93ZM93 30L91 31V34L93 33ZM101 32H100V31ZM219 30V29H218ZM232 30H235V29H232ZM262 30H264V29H262ZM65 31H67V30H65ZM71 31V30H70ZM249 31V30H248ZM5 32V31H4ZM3 32V33H4ZM60 32H61V30H60ZM77 32V31H76ZM80 32H81V30H80ZM95 33L97 32L96 30L94 31ZM97 32V33H98ZM207 32V33H206ZM72 33V32H71ZM88 32L86 31V33H85V35L87 34ZM89 33H90V30H89ZM97 33H96V35H97ZM211 33V34H212ZM248 33H253V32H251V31H249ZM263 33V32H262ZM66 34V33H65ZM75 34V33H74ZM77 34V33H76ZM209 34V33H208ZM207 34V35H208ZM218 34V33H217ZM254 34H256V33H254ZM64 34L62 33V37H63V39H64V36H63ZM67 35H70V33L69 34H67ZM84 35V39L86 38V36ZM93 35L94 34H92V36L91 37H93ZM95 35V36H96ZM216 35V34H215ZM228 35V34H227ZM227 35H225L226 37H227ZM237 35V34H236ZM248 35V34H247ZM246 35V36H247ZM71 36H73V34H71ZM82 36V35H81ZM87 36H89V34H87ZM94 36V37H95ZM98 37L100 36V35H97ZM97 36H96V40L98 39L97 38ZM213 36V35H212ZM217 36V35H216ZM234 36V35H233ZM74 38H75V36H73ZM79 37V36H78ZM102 37V36H101ZM201 37H202V39H201ZM210 37H211V35H210ZM209 37V39H211ZM250 37H251V35L248 37L249 39H250ZM66 38V37H65ZM71 38V37H70ZM74 38H73V41L75 42V40H74ZM82 38H83V36H82ZM198 38V39H197ZM237 38V37H236ZM235 38V39H236ZM247 38V39H248ZM68 39V38H67ZM87 39V38H86ZM181 39H182V41H181ZM222 39V38H221ZM225 39V38H224ZM234 39V38H233ZM70 40H72V38L70 39ZM91 40H92V38H91ZM91 40H90V42L89 43H91ZM94 40H95V38H94ZM102 40H103V37H102ZM169 40V41H168ZM192 40V39H191ZM212 40V39H211ZM220 40V39H219ZM226 40V39H225ZM244 40V39H243ZM242 40V41H243ZM250 40H253V39H250ZM66 41V40H65ZM64 41V44L66 45H64L65 46V48L67 47V44H66V42H68V41H66L65 42ZM79 41V40H78ZM82 42H83V40H81ZM99 41V40H98ZM107 41V40H106ZM105 41V42H106ZM171 41V42H170ZM172 41H174V42H172ZM245 41H246V39H245ZM245 41H244V43H245ZM248 42H249V40H247ZM63 42V41H62ZM70 42H72V41H70ZM80 42V41H79ZM82 42L81 43H79L78 45H80V44H82ZM86 42H87V40H86ZM86 42L84 43V45L86 44ZM97 42V41H96ZM95 41H94V43L93 44H96V45H93L92 43V45H91V49H92V46L94 47V46H97V43H96ZM100 42H102L101 41V39H100ZM170 42V43H169ZM194 42V45H196V44H198V42L195 44V41H193ZM203 42V43H202ZM210 42V41H209ZM230 42V41H229ZM231 42H233V41H231ZM230 42V43H231ZM238 42V41H237ZM76 43V42H75ZM75 43H73V44H75ZM104 43V42H103ZM102 43V44H103ZM169 43V44H168ZM185 43H187L186 41H185ZM211 43H213L214 44V42L213 41H211ZM216 44H217V42H215ZM108 44V45H109ZM189 44H190V42H189ZM220 44H223V43H220ZM231 44H235V43H231ZM231 44H229L228 43V45H231ZM256 44V43H255ZM77 45V44H76ZM87 45H89L90 46V44H87ZM87 45H86V47H87ZM106 45H107V43H106ZM170 45H172V44H170ZM185 45V44H184ZM211 45L212 44H210L209 46H210V48H212L211 47ZM247 45H249V44H247ZM62 46V45H61ZM68 46H69V43H68ZM89 46H88V48H89ZM188 46H190V45H187V49H188ZM209 46H207L208 47V49H210L209 48ZM213 46V45H212ZM215 46V45H214ZM225 46H226V44H225ZM233 46V45H232ZM231 46V47H232ZM235 46V45H234ZM240 46H242V44H240ZM239 45H236V47L237 48H234L235 50H233V51H235V53H236V49H238V47H240ZM73 47L74 48H77V47H75L74 45H73ZM81 47V46H80ZM80 47H78L77 49L78 50H80ZM98 47H99V44H98ZM170 48H171V46H169ZM184 47V46H183ZM184 47V48H185ZM220 47H222V46H220ZM231 47H229L230 49H231ZM256 47V46H255ZM255 47L253 46V48L255 49ZM260 47V46H259ZM62 48H63V46H62ZM69 48H70V46H69ZM68 48V49H69ZM72 48V47H71ZM71 48L69 49V50H71ZM97 48V47H96ZM169 48V49H170ZM173 48H174V46H173ZM172 48V49H173ZM215 48V47H214ZM214 48H213V51H215L214 50ZM233 48V47H232ZM242 48V47H241ZM245 48H249V46L248 47H246L245 46ZM251 48V47H250ZM258 50H256V51H259V48H258V46L256 47ZM81 49L83 50L84 49V47L82 48L81 47ZM85 49H87V48H85ZM172 49H170L171 51H172ZM187 49H183L182 48V50H187ZM192 49V48H191ZM195 49V48H194ZM219 49V48H218ZM226 49H228V48H226ZM253 49V50H254ZM96 50V49H95ZM91 50V51H93V56H92V60H93V57H94V52L96 53V52H98V50ZM102 50V51H103ZM167 50H168V48H167ZM189 50V49H188ZM217 50V49H216ZM238 50H240V49H238ZM237 50V51H238ZM242 50H245L244 49V46H243V49ZM242 50H240V51H242ZM64 51H67V49L65 50L64 49ZM76 51V50H75ZM75 51H73V52H75ZM87 51V50H86ZM89 51V50H88ZM90 51V52H91ZM102 51H100L99 50V52H102ZM169 51V50H168ZM167 51V52H168ZM176 51H175V49H174V51H173V53L175 52L176 53ZM191 51V50H190ZM190 51L188 52V53H190ZM195 51V50H194ZM193 51V52H194ZM212 51V50H211ZM210 51V52H211ZM218 51V50H217ZM229 51H231V52H233L232 50H228V52H227V50H226V52L229 54ZM255 51V52H256ZM262 51H264V50H262ZM73 52H71V51H69V52H67V53H73ZM76 52H78V51H76ZM82 52V51H81ZM84 52V51H83ZM82 52V53H83ZM99 52L97 53V54H99ZM180 52L182 53V51L180 50ZM185 52H187V51H185ZM184 52V53H185ZM192 52V53H193ZM197 52V51H196ZM196 52H195V54H196ZM199 52V51H198ZM208 52H209V50H208ZM220 52H222V51H220ZM230 52V53H231ZM244 52V51H243ZM247 52H248V50H247ZM246 52V54H247V56L250 54L249 52L247 53ZM51 53V52H50ZM88 53V52H87ZM171 53V52H170ZM184 53L183 54H181L182 56L184 55ZM218 53V52H217ZM264 53V52H263ZM64 54H66V52L64 53ZM63 54V55H64ZM75 54H77V53H75ZM84 54V53H83ZM83 54L81 55V56H83ZM85 54H86V52H85ZM159 54H160V56H159ZM177 54V53H176ZM186 54V53H185ZM205 54H207V55H205ZM215 54H216V52H215ZM222 54H225V55H228V54H226V53H222ZM221 54V57L222 56H225V55H222ZM254 54V53H253ZM62 55V56H63ZM67 55H69V54H67ZM72 54H70L69 56H71ZM91 55H92V53H91ZM91 55H90V58H91ZM125 56L124 57V59H121V60H127L126 58L127 57H129V56ZM175 55V54H174ZM180 54L179 55H176V56H181ZM194 55V54H193ZM205 55V56H204ZM233 55V54H232ZM239 55V54H238ZM242 55V54H241ZM255 55V54H254ZM264 55V54H263ZM51 56V55H50ZM65 56V55H64ZM69 56H65V57H67L66 59H69L68 57ZM80 56V55H79ZM86 56V59H87V55H85ZM117 56V55H116ZM166 56V55H165ZM175 56V58L177 59L178 57H176ZM181 56V57H182ZM187 56H188V54H187ZM186 56V57H187ZM190 56H191V54H190ZM195 56V55H194ZM194 56L193 57H187L188 59H193L194 58ZM235 56V55H234ZM1 57V56H0ZM65 57L63 58L62 57V59L64 60L65 59ZM95 57H96V59L98 60V58H97V56H96V54H95ZM94 57V58H95ZM143 57H145V56H142V58ZM167 57V56H166ZM165 57V58H166ZM181 57H179V58H181ZM219 58H220V54H219V56H218ZM238 57V56H237ZM236 57V58H237ZM241 57H243V56H241ZM250 57H253L252 55L250 56ZM249 57V58H250ZM30 58V57H29ZM72 58H73V55H72ZM77 58V57H76ZM79 58V57H78ZM85 58V57H84ZM90 58H89V60H90ZM117 58H118V56H117ZM117 58H115V59H117ZM120 58H122V57H120ZM133 58V57H132ZM140 58V57H139ZM138 58V59H139ZM170 57H168L167 59H169ZM172 58H174V57H172ZM174 58V60L176 61V59ZM195 58H196V56H195ZM210 58V57H209ZM217 58V57H216ZM218 58V63H221L220 61H222V60H220ZM223 58V57H222ZM229 58V57H228ZM232 58H234V57H230V59H231V62H232ZM236 58H234V60H237V59H239V57L236 59ZM245 58V57H244ZM74 59L75 58H73L72 60L73 61H71V59H70V61H71V64H70V61H69V64L70 65H72V66H70L69 64H68V66H64V70H62L63 72H65L66 73V69H67V67H70V68H72L74 65L72 64L73 62H74ZM82 59H83V57H82ZM114 59V58H113ZM112 59V60H113ZM114 59V60H115ZM144 59H143V61H144ZM181 59H184L183 57L181 58ZM188 59H186V60H188ZM197 59V58H196ZM240 59H243V58H240ZM257 58H255V60H256ZM261 59L262 60H264V57L262 58L261 57ZM62 60V61H63ZM79 60V59H78ZM91 60V61H92ZM111 60V59H110ZM140 60V59H139ZM194 60V59H193ZM192 60V61H193ZM220 60V61H219ZM225 60V63L226 62H229L230 63V61L228 60V61H226V58L224 59ZM233 60V64H234V61ZM248 60V59H247ZM252 60H253V58H252ZM68 61V60H67ZM66 61V64L68 63ZM87 61H88V59H87ZM87 61H85L86 63H87ZM90 61V62H91ZM93 61H96V60H93ZM118 61V60H117ZM116 60H115V62H117ZM120 61V60H119ZM171 61V60H170ZM178 61H179V59H177V63H178ZM181 61V60H180ZM190 61V60H189ZM189 61L187 62L186 61V63H189ZM194 61H198V60H194ZM240 61V60H239ZM246 61V60H245ZM51 62V61H50ZM49 62V63H50ZM76 63H78V61H75ZM81 62V61H80ZM89 62V63H90ZM97 62V61H96ZM122 62V61H121ZM134 63H136L135 61H133ZM139 62H141V61H139ZM183 62V61H182ZM242 61H240V63H241ZM247 62V61H246ZM38 63V62H37ZM36 63V64H37ZM42 63H44V62H42ZM82 63H84V62H82ZM89 63H87L88 65H89ZM94 63V62H93ZM102 63H104V62H102ZM106 64L108 63V61L107 62H105ZM111 63V62H110ZM110 63L109 64H107V66L109 65V67H111L110 66ZM114 63V62H113ZM131 63H132V61H131ZM131 63H129V65L128 66H130V64ZM177 63H175L176 65H177ZM184 64H182V67H183V65H185V62H183ZM190 63H191V61H190ZM193 64H194V62H192ZM198 63V62H197ZM199 63H201V62H199ZM203 63L205 64V62L203 61ZM209 63V62H208ZM211 63V62H210ZM215 63V62H214ZM218 63H216L215 64V68H216V66H217V64ZM259 63V64H258ZM257 63V66L258 67H256V68H258L259 69V67L261 66L260 64L261 63H263V62H258ZM34 64V63H33ZM63 64V63H62ZM64 64H65V60H64ZM63 64V65H64ZM65 64V65H66ZM75 64V63H74ZM92 64V63H91ZM100 64V66H101V68H103L104 66H102V65H105V64H101V63H98V65ZM123 65V68H126V65L124 64V62L122 63ZM169 64H168V66H169ZM207 64V63H206ZM235 64H236V62H235ZM234 64V67L236 68V65ZM241 64H244V62L243 63H241ZM246 64V63H245ZM47 64H46V62H45V66H46ZM51 64H49V66H50ZM80 65V64H79ZM79 65H77L78 67H80ZM88 65H87V67H88ZM96 64L94 63L93 64V66H95ZM121 65V64H120ZM135 65H137V64H135ZM140 65H141V63L138 65L139 66V68H140ZM143 65V64H142ZM141 65V66H142ZM146 66L148 65V64H145ZM157 65V66H156ZM178 65H180V64H178ZM177 65V67H176V69L179 67ZM187 65H189V64H187ZM187 65H185L186 67H188ZM191 65V64H190ZM209 65H212V64H209ZM228 65V64H227ZM32 66V65H31ZM40 66H41V64H40ZM60 66V65H59ZM76 66V65H75ZM74 66V69H76V67ZM97 66V65H96ZM117 66H118V64H117ZM167 66V67H168ZM197 66V65H196ZM196 66H195V68H196ZM199 64H198V67H197V69L199 68ZM204 66V65H203ZM224 67L223 68H225V65H223ZM238 66V65H237ZM247 66V65H246ZM248 66H250V64L248 65ZM254 66V65H253ZM256 66V65H255ZM262 66H263V64H262ZM2 67V66H1ZM12 67V66H11ZM29 67V66H28ZM77 67V68H78ZM81 67H82V65H81ZM86 67V66H85ZM85 67H83V68H85ZM99 67V66H98ZM109 67H107V69L109 68ZM143 67H145V66H143ZM142 67V68H143ZM165 67V66H164ZM166 67V68H167ZM194 67V66H193ZM207 67H209V66H207ZM212 67V66H211ZM219 67V66H218ZM233 67V66H232ZM24 68V67H23ZM34 68V67H33ZM40 68V67H39ZM66 68V69H65ZM101 68H99L100 69V71L102 70H104L105 71V69H101ZM106 68V67H105ZM112 68V67H111ZM118 68V67H117ZM119 68H121L120 70H121V72L122 71H125V69H123L121 66L119 67ZM171 68H174V71H172L171 70ZM190 68V67H189ZM201 68V67H200ZM210 68V67H209ZM209 68H206V69H209ZM242 68V67H241ZM245 68H247V67H245ZM253 68V67H252ZM6 69H7V67H6ZM12 69V68H11ZM14 69V68H13ZM12 69V70H13ZM27 69V68H26ZM47 69H49V68H47ZM53 69V68H52ZM80 69V68H79ZM79 69H77V73L79 72V76H80V72L82 71L81 69V71H79ZM87 69V68H86ZM86 69H84L85 70V72H86ZM91 67H90V69L88 68V70L89 71H91ZM114 69V68H113ZM183 70H185V67H183L182 68ZM182 69H180V70H182ZM191 69V68H190ZM192 69H194V68H192ZM191 69V70H192ZM197 69H196V71H197ZM203 69V68H202ZM218 69V68H217ZM216 69V71H218ZM226 69H227V66H226ZM232 69V68H231ZM243 69V68H242ZM261 69H263V67H261ZM8 70V69H7ZM16 70V69H15ZM28 70V69H27ZM54 70H55V68H54ZM53 70V71H54ZM56 70H57V68H56ZM68 70V69H67ZM73 70V69H72ZM87 70V71H88ZM93 70V69H92ZM129 70H132V67L129 69ZM135 70V69H134ZM138 70V69H137ZM139 70H142V72H144L143 71V69H139ZM147 70V69H146ZM201 70V69H200ZM200 70H198V72H194V71H192V72H194L195 74L196 73H199V71ZM210 70H212V69H210ZM232 70H234V69H232ZM34 72H33V74L36 72V70L34 69L33 70ZM38 71V70H37ZM53 71H51V72H53ZM76 71V70H75ZM75 71H72V72H69V71H67V72H69L70 73V75H71V77H72V79L71 80H73V76L72 75H76V73L74 74V72ZM88 71V72H89ZM107 71H109V72H112L110 69L109 70H107ZM115 71H117V70H115ZM187 71H189V69L187 70ZM203 71V70H202ZM205 71V70H204ZM203 71V72H204ZM209 71V70H208ZM220 71V70H219ZM218 71V72H219ZM235 71H236V69H235ZM256 69L254 70V75H252V73H251V75H249V72L247 73V76H249V78H250V84L252 85V86H250V88H248L249 86H247V89H250L249 91L250 92H253V89L255 88V91H256V89H258V88H263V86H264V84H263V86H261V87H259L261 84V82H263V81H261L262 79L264 80V76H263V74H262V79L261 78H259L258 76H260V74L258 73V71H257V73H258V75H257V73H256ZM3 73H4V71H2ZM1 72V73H2ZM11 72V71H10ZM24 72V71H23ZM31 72V71H30ZM29 72V73H30ZM39 72V71H38ZM41 72V71H40ZM39 72V73H40ZM45 72V71H44ZM46 72H47V70H46ZM45 72V75L43 74L42 76H44V78H45V76H46V74L47 73H50L51 74V72H50V70H49V72H47L46 73ZM84 72V73H85ZM87 72V73H88ZM93 72V71H92ZM91 72V74H93ZM95 72V71H94ZM134 72V71H133ZM140 73H141V71H139ZM138 72V73H139ZM148 72V71H147ZM150 72V71H149ZM181 72V71H180ZM192 72H191V74H192ZM246 72V71H245ZM253 72V71H252ZM56 73V72H55ZM72 73V74H71ZM97 73V72H96ZM98 73H100V72H98ZM97 73V74H98ZM102 73V72H101ZM107 73V72H106ZM113 73V72H112ZM118 73V72H117ZM119 73H120V71H119ZM128 73V72H127ZM132 73V72H131ZM146 73V72H145ZM144 73V74H145ZM168 73H170L169 75H171V76H169L168 75ZM187 73V72H186ZM226 74H227V72H225ZM230 73V72H229ZM228 73V74H229ZM263 73H264V69H263ZM57 74V73H56ZM59 74V73H58ZM57 74V75H58ZM125 74V73H124ZM123 73H122V75H124ZM129 74V73H128ZM134 74V73H133ZM133 74H132V76H133ZM150 74V73H149ZM162 74L164 75V76H162ZM175 74V73H174ZM185 74V73H184ZM205 74V73H204ZM208 74H210V72L208 73ZM212 74H213V72H211V76H212ZM219 74V73H218ZM222 74V72H220V75ZM235 74H236V72H235ZM234 74V72H233V75L235 76V78H236V75ZM256 74V75H255ZM2 75V74H1ZM11 75H12V73H11ZM29 75H31V74H29ZM36 75V77H38V73H36L35 74ZM35 75H33V77L35 76ZM52 75V74H51ZM50 75V76H51ZM83 75V74H82ZM88 75H89V73L87 74V76L85 77V76H83L84 77V79H86L87 77H88ZM96 75V74H95ZM99 75V74H98ZM114 75V74H113ZM118 75V74H117ZM142 74H140V76H141ZM152 75V74H151ZM180 75H181V73H180ZM188 75H190V74H187L186 76H188ZM197 75V74H196ZM200 75H201V72H200V74L198 75L199 76V78L197 79L194 75H193V77H195L196 78V80H198V81H200L199 79H203V78H200ZM233 75H231V76H233ZM237 75H241V73L240 74H237ZM243 75V74H242ZM245 75V74H244ZM14 76V75H13ZM40 76V75H39ZM48 76V75H47ZM46 76V77H47ZM91 77L93 76V75H90ZM115 76V75H114ZM119 76H121V74H119L117 77H119ZM139 76V75H138ZM148 76V75H147ZM176 76V75H175ZM197 76V77H198ZM201 76H203V74L201 75ZM213 76H218L217 74L215 75V72H214V75ZM224 77L226 76V75H223ZM233 76V77H234ZM32 76H31V79L33 78ZM52 77H53V75H52ZM55 77L56 76H54L53 78H51V80L49 79V80H46L47 78H45V81H51V82H47V83H51L50 85L49 84H46V85H43V86H46L45 87V89L44 88H42L41 86V89H39V91L36 93V94H34V92L32 91V94H30V93H26L25 94V92H23V91H21L20 90V95L18 96V97H20V99L22 98V100H20L19 99V102H17L18 103V105L20 104V101L22 102L23 101V103H24V101H25V99H27L25 102L27 103V102H29L30 100H35V102H34V105L33 106H25V105H23V104H21V105H19L18 107L16 106L15 107V103H14V106L13 105H11V106H8L9 104H10V101H12V100H10V96H9V98H8V96H6L10 101H8L7 99H5V98H3L5 101H0V104L2 103V104H4V103H6L5 105H6V107H8V109L7 108H5V105H2V106H4V107H2V108H5L6 110H4L3 109V112H1L0 111V113H4V112H8V115H4V117H2V115L3 114H1V120H0V123L1 124H5L8 120H6L5 119V117H9L10 118V116H11V118L13 119V118H15V119H18V113H21V112H17L18 110L19 111H24V113H23V116L25 115V111H26V113L27 112H29V113H27V115L25 116V121H22V122H19L18 121V123H16V121H15V119H13L14 121H12L11 122V120H10V124L8 123V124H6L5 126V128L3 127V126H1V127H3L4 128V130H3V132H4V143L3 144H5V145H3L1 142H0V158H1V156H2V158H1V160H3V161H1V162H3L2 164H0V174L1 175H4V173H9V172H11V174H12V179L14 180V182L16 181V182H19V181H22L23 182V176H27L26 177V179H24V181H25V184H24V187H26V190L27 191H25V193L27 192V195H25V199L23 200L24 201V203L26 202V206H27V208H30L31 209V211L34 209V212H35V210H37V212H36V214L33 216V219L34 220H36L35 218H37V220L38 221H36V222H39L37 225H35V222L33 223V221H31V224L33 225V227H38L42 232H43V235H41V239L39 240V241H42V242H40L39 243V241H36V243L35 244H38V245H40V246H42V247H45V249H44V251L46 250V252L47 253H49V254H52V252H54V253H56L57 252V250H59L58 248H62V250H64V251H66V249L67 248H69V247H65L64 245H65V241H67V233H66V235L67 236H65V235H63V224H65L64 222H65V220L67 219V217L69 218V216L70 215H72L71 213H74L73 211H71V210H74V208L76 209V211L78 210L79 212H80V209L78 208L77 209V207L76 206H74V208L72 209V208H70V207H68V205L66 206L65 204V202H63V200H67V198L68 197H66L65 198V196L67 195V194H69V193H71V192H74L75 191V188H76V193H77V195H78V193H79V191L78 190H80V188L78 189V187L80 186V182H77V183H79V184H75V180H78V178H77V176H79V180L81 181V178L82 177H80L81 176V171H80V163L84 160V158H87V157H85L84 156V158H83V160L82 161H80L79 159H81L80 158V155H87V156H89L88 155V153L90 152H92L93 150H92V148L90 149V150H88V147H85V148H83V145H81L82 143L80 142V140L79 139H74V141H73V139H72V142L70 143V144H68V145H66L63 141H64V137H65V135H66V138H68L67 136H68V134H65V133H68L69 131H68V129L70 128V123H69V121H71V122H73V120H71L70 119V117L72 116V114H73V111L71 112L72 114L70 115V113L68 114V112H69V110H70V108L68 107L67 108V105H69V104H67V103H65L66 101H64V99H63V92H65V91H63L62 92V86H61V84L62 83H60L59 82V80H61L60 79V76H59V79H55ZM58 77V76H57ZM62 77V76H61ZM68 77V76H67ZM71 77H68V80H70L69 78H71ZM96 77H98L97 75H96ZM95 77V78H96ZM109 77V76H108ZM123 77V76H122ZM127 77H130V76H128L127 75ZM126 77V78H127ZM142 78L144 77V76H141ZM145 77H146V75H145ZM150 77V76H149ZM148 77V78H149ZM153 77H151V79H153ZM177 77H178V75H177ZM174 78V76H172V80L174 81V79H178V78ZM185 77V76H184ZM184 77H182V79H178V80H183V78ZM220 77H222V75L220 76ZM229 77V76H228ZM238 77V76H237ZM13 78V77H12ZM23 78V77H22ZM28 78H29V76H28ZM48 78H49V76H48ZM75 78V77H74ZM76 78H77V76H76ZM76 78L74 79V80H76ZM89 78V77H88ZM94 77H93V80L95 79ZM105 78H107V77H103V79H105ZM109 78H111V77H109ZM115 78V77H114ZM113 78V79H114ZM125 78V79H126ZM131 79L133 78V77H130ZM140 78V77H139ZM180 78H181V76H180ZM189 78H191V80H192V76L191 77H189ZM215 78V77H214ZM218 78V77H217ZM216 78V79H217ZM223 78V77H222ZM222 78H218L219 80H221ZM232 78V77H231ZM234 78V79H235ZM248 78V77H247ZM40 79H42V77H38V79H36V80H38V81H40L41 82V80ZM55 79V81H52V80H54ZM64 79H65V76H64ZM67 79V78H66ZM80 79V78H79ZM91 79V78H90ZM108 79V78H107ZM116 79V78H115ZM124 79V80H125ZM131 79L129 80V82L131 81ZM146 79H147V77H146ZM146 79L145 80H143V81H146ZM187 79V78H186ZM185 79V80H186ZM214 80L213 79V81H212V83L215 81V83L217 82V80ZM226 79L229 81V78H227L226 77ZM237 79V78H236ZM241 79V78H240ZM258 79H261L260 81L261 82H259L258 81ZM23 80V79H22ZM21 80V81H22ZM29 80H30V78H29ZM33 80V79H32ZM31 80V82L29 83V84H31V87L30 88H34V87H32V82H34V80L32 81ZM68 80H64V82L66 81V84L65 85H67V83H69V81ZM73 80V81H74ZM78 80V79H77ZM96 81H97V78L95 79ZM94 80V81H95ZM111 80V79H110ZM118 80H120V78L118 79ZM135 80V79H134ZM138 80V79H137ZM140 80V79H139ZM141 80V81H142ZM150 80V79H149ZM170 81V82H168L167 83V81ZM204 81H205V78L203 79ZM210 80V79H209ZM222 80H225L224 78L222 79ZM221 80V81H222ZM244 80H247V79H245L244 78ZM0 81H2V80H0ZM12 81H13V79H12ZM11 81V82H12ZM26 81H27V78H26ZM26 81H24V82H26ZM44 81V82H45ZM83 81V80H82ZM85 81H87V79L85 80ZM89 81V80H88ZM98 81H99V79H98ZM97 81V82H98ZM102 81H104V80H102ZM109 81V80H108ZM127 82H128V80H126ZM133 81V80H132ZM157 81V80H156ZM157 81V83H161V82H158ZM160 81H162L163 82V80H160ZM179 81V82H180ZM195 81V80H194ZM198 81H196V83L198 84L199 82ZM204 81H200L201 83H199L198 84V86L197 85H195V86H197V88L198 87H200L199 85L201 84V86L202 87H200L198 90H199V92L200 91H202L201 90V88H203V86L205 87V86H207L206 84H204V85H202V82H204ZM227 81V82H228ZM237 81V80H236ZM248 81V80H247ZM259 83H258V82ZM23 82V81H22ZM21 82V83H22ZM43 82V81H42ZM53 82H55V83H53ZM80 82V81H79ZM106 82H107V80H106ZM117 83V80L116 81H114V83ZM125 81H123V83H124ZM126 82V83H127ZM129 82H128V84H129ZM139 82V81H138ZM152 82V80L150 81V83ZM178 82V83H179ZM188 82H189V80H188ZM206 82V81H205ZM204 82V83H205ZM220 82V81H219ZM219 82L217 83L218 85H219ZM223 82V81H222ZM220 83V85L221 84H223V83ZM229 82H231V81H229ZM233 82V81H232ZM240 82H243L242 80L240 81ZM2 83V82H1ZM35 83V82H34ZM60 83V84H59ZM74 83V82H73ZM84 83V82H83ZM100 83H101V80H100ZM111 83H113V82H111ZM110 84L111 86L113 85H117V84ZM149 83V82H148ZM153 83H155V82H153ZM172 83V82H171ZM181 83H183V82H181ZM191 83V82H190ZM189 83V84H190ZM192 83H193V81H192ZM195 83V84H196ZM207 83V82H206ZM246 83H249V82H246ZM246 83H244V85L241 83L240 85L242 86H245V84ZM264 83V82H263ZM18 84V83H17ZM20 84V83H19ZM76 83H74V85H75ZM91 84H93L92 82H90V84L88 83V85H91ZM99 84V83H98ZM103 84V83H102ZM101 84V85H102ZM107 84H109V83H107ZM120 84H121V82H120ZM134 85H135V83H133ZM174 84V83H173ZM172 84V85H173ZM194 84V83H193ZM209 84V83H208ZM225 84H227V83H225ZM234 84V83H233ZM232 84V85H233ZM238 84V83H237ZM259 84V86H258V88H256V86ZM23 85V84H22ZM25 85H26V83H25ZM49 85V86H48ZM64 85V86H65ZM78 83H77V86H75L77 89L79 88L78 87ZM104 85V84H103ZM102 85V86H103ZM110 85H109V87H110ZM125 85H127V84H125ZM138 85V84H137ZM140 86L142 85V84H139ZM138 85V86H139ZM152 85V84H151ZM161 85H163V83L161 84ZM214 85V84H213ZM231 84H228V86H230ZM231 85V86H232ZM247 85V84H246ZM2 86V85H1ZM10 86V85H9ZM13 86H17V85H14L13 84ZM28 86V85H27ZM35 86H36V84H35ZM37 86H39V84L37 83ZM59 86H60V88H59ZM80 86H82L81 84H80ZM83 86L85 87L86 85H84L83 84ZM95 86H96V84H95ZM94 86V87H95ZM119 86H121V85H119V83H118V88H119ZM136 86V85H135ZM139 86V88H141L142 89V91H144L143 90V88H142V86L140 87ZM145 86V85H144ZM143 86V87H144ZM150 86V85H149ZM174 86V85H173ZM176 86V85H175ZM180 86H181V84H180ZM190 86V85H189ZM208 86H211V89L213 88L212 87V85H208ZM207 86V87H208ZM222 86V85H221ZM237 86H239V85H237ZM5 87H7V86H5ZM21 87V86H20ZM29 87V86H28ZM40 87H38V88H40ZM62 87V88H61ZM68 87H69V84H68ZM90 87V86H89ZM98 87V85L96 86V88ZM101 86H99V88H100ZM124 87V86H123ZM122 87V88H123ZM127 87V86H126ZM126 87H124V89H122V90H124L125 91V88ZM158 87V86H157ZM163 87V86H162ZM164 87V88H165ZM170 86L168 85V88H169ZM186 87V86H185ZM192 87H194V85L193 86H191L190 88H191V91H193L192 90ZM227 87V86H226ZM225 87V88H226ZM233 87H235V84H234V86H232V88ZM246 87V86H245ZM245 87H242V88H239V89H243V91H244V89H245ZM22 88H24V87H22ZM29 88V89H30ZM37 88V89H38ZM65 88H66V91H67V86H65ZM86 89L88 88L87 86L85 87ZM91 88H93V87H91ZM88 89V90H92V89ZM103 88V87H102ZM108 88V87H107ZM111 88V87H110ZM136 88V87H135ZM184 88V87H183ZM183 88H180V90L181 89H183ZM194 88H196V87H194ZM193 88V89H194ZM196 88V89H197ZM216 88V87H215ZM219 87H217V89H218ZM224 87H223V90L225 89ZM262 88L260 89V92L262 91ZM2 89V88H1ZM9 89V88H8ZM24 89H26V88H24ZM36 89V88H35ZM56 89H58V91L56 90ZM64 89V88H63ZM82 89H84V88H81L80 90H79V92L80 91H82ZM121 89V88H120ZM141 89H139V90H141ZM150 89V88H149ZM158 89V88H157ZM156 89V90H157ZM159 89H161V88H159ZM172 89V88H171ZM171 89L170 90H168L167 88H166V90H168V92H169V94L172 92L171 91ZM175 89V88H174ZM173 89V90H174ZM196 89H194V90H196ZM204 89V88H203ZM207 89V88H206ZM222 89V88H221ZM235 89H237V87L235 88ZM247 89H245L246 91H244V93L245 92H247ZM264 89V88H263ZM11 90V89H10ZM10 90H8V91H10ZM31 90V89H30ZM34 90V89H33ZM56 90V91H55ZM65 90V89H64ZM106 90H108V91H113L114 92V90H113V88H111L110 90L109 89H106ZM138 90V89H137ZM176 90V89H175ZM174 90V91H175ZM210 90V89H209ZM220 90V89H219ZM219 90H217V91H219ZM221 91V92H223L224 94H225V91L227 92V90H229V89H225V91ZM234 90V89H233ZM7 91V92H8ZM27 91V90H26ZM29 91V90H28ZM60 91V92H59ZM76 91V90H75ZM83 91H85V90H83ZM83 91L82 92H80V94L81 93H83ZM103 91H104V89H103ZM111 91V92H112ZM120 91V90H119ZM127 91V90H126ZM126 91L124 92V93H126ZM130 91V90H129ZM135 91V90H134ZM163 91H164V89H163ZM184 91H185V89H184ZM212 91V90H211ZM215 91V90H214ZM212 92V93H215V92ZM239 91V90H238ZM241 91V90H240ZM257 91H259V90H257ZM12 92H13V89H12ZM72 92V91H71ZM78 92V91H77ZM86 92V91H85ZM107 92V91H106ZM105 92V93H106ZM139 92V91H138ZM138 92H136V93H138ZM145 92V91H144ZM149 92V91H148ZM147 92V90H146V93H145V95H149V93ZM160 92H162V91H160ZM167 92V93H168ZM178 92V91H177ZM176 91H175V93H177ZM208 92H210V91H208ZM207 92V94H209ZM230 92V91H229ZM234 92H237V91H232V93H234ZM13 93H15V92H13ZM69 93V91H67V93L65 92V94H68ZM92 93H95V88L92 90V92L90 93V94H92ZM97 94L99 93V95L101 96V94H103V93H101L100 94V91L99 92H96ZM108 93V92H107ZM117 93V92H116ZM114 94V96L115 95H117V94ZM123 93V92H122ZM143 93V92H142ZM141 93V94H142ZM165 93H166V91H165ZM165 93H161L162 95H164L165 96ZM181 93H183V92H181ZM192 94H193V92H191ZM195 93V95H196V93L197 92H194ZM202 94H204V92H201ZM211 93V92H210ZM217 93V92H216ZM231 93V92H230ZM239 93H241V92H239ZM243 92H242V94H244ZM254 93V92H253ZM257 93V92H256ZM1 94H4V92L2 93L1 92ZM79 93H77V95H78ZM85 94H87V93H85ZM96 94V95H97ZM110 94V93H109ZM139 94V93H138ZM154 94V93H153ZM159 94V93H158ZM169 94H166V95H169ZM173 94H174V92H173ZM172 94V95H173ZM179 94H180V92H179ZM178 94V95H179ZM190 94V93H189ZM198 94L199 93H197V96H198ZM218 94V93H217ZM223 94V95H224ZM236 94V93H235ZM238 94V93H237ZM236 94V95H237ZM247 94V93H246ZM258 94H259V92H258ZM257 94V95H258ZM261 94V93H260ZM259 94V95H260ZM4 95H7L6 93L4 94ZM71 95V94H70ZM77 95H75V96H77ZM89 95V94H88ZM93 95V94H92ZM112 95V94H111ZM118 95H120V94H118ZM124 95H126V94H124ZM131 95V94H130ZM156 96H157V94H155ZM160 95V94H159ZM221 95H222V93H221ZM222 95V96H223ZM226 95V94H225ZM224 95V96H225ZM228 96H229V93L227 94ZM240 94H238V96H239ZM257 95H255L254 94V96L253 97H256ZM68 96V95H67ZM81 96V97H80ZM87 96V95H86ZM86 96H84V97H86ZM94 96H95V94H94ZM110 96V95H109ZM126 96H129L128 94L126 95ZM125 96V97H126ZM150 96V95H149ZM154 96V95H153ZM161 96V95H160ZM180 96V95H179ZM194 96V95H193ZM200 96H202L201 94L199 95V97ZM208 96V95H207ZM217 96V95H216ZM223 96V97H224ZM232 96H233V94H232ZM235 96V95H234ZM238 96H237V98H238ZM242 96V95H241ZM246 97H247V95H245ZM244 95H243V99H245V100H247L246 98H244L245 97ZM249 96H251V93H249ZM261 96V95H260ZM263 96V95H262ZM1 97V96H0ZM3 97V96H2ZM69 97V96H68ZM68 97H66V99L68 98ZM93 97V96H92ZM99 97V96H98ZM98 97H96L97 99H98ZM112 97V96H111ZM118 96H116V98H117ZM121 97V96H120ZM119 97V98H120ZM138 97V96H137ZM141 97V96H140ZM144 96H142V98H143ZM146 97V96H145ZM155 97V96H154ZM154 97H153V99L152 100H154ZM158 97L159 96H157V99H158ZM172 97V96H171ZM174 97V96H173ZM187 97V96H186ZM188 97H190V96H188ZM187 97V98H188ZM198 97V98H199ZM203 97H204V95H203ZM203 97H201V99L203 98ZM215 97V96H214ZM252 97V96H251ZM251 97H248V98H251ZM65 98V97H64ZM74 98V97H73ZM77 98H80V100H82L83 101V103L85 104V100H89V99H87V98H91L90 97V95L89 96H87L86 98H85V100L84 99H81V98H83V96L82 95H79V97H77ZM94 98L95 97H93V99L91 98V100H89V102L90 101H92V100H94ZM100 98V97H99ZM104 98V97H103ZM119 98H117V100L119 99ZM127 98V97H126ZM125 98V99H126ZM129 98H131V97H129ZM132 98H135V97H132ZM131 98V99H132ZM141 98V99H142ZM163 98V97H162ZM165 98V97H164ZM176 98V97H175ZM186 98V100H190V99H187ZM195 98V97H194ZM193 98V99H194ZM205 98V100H206V96L204 97ZM228 98H230V97H228ZM234 98V97H233ZM236 98V99H237ZM239 98H240V96H239ZM0 99H2V98H0ZM16 99V98H15ZM18 99V98H17ZM71 99V98H70ZM111 99V98H110ZM121 99V98H120ZM119 99V100H120ZM123 99V98H122ZM130 99V100H131ZM137 99H139V98H137ZM156 99V98H155ZM169 99V98H168ZM167 99V100H168ZM192 99V98H191ZM196 99V98H195ZM194 99V100H195ZM213 99V98H212ZM217 99V98H216ZM222 99V98H221ZM236 99H234V101L236 100ZM253 99V98H252ZM255 99V98H254ZM259 99V98H258ZM72 100V99H71ZM99 100V99H98ZM107 100V99H106ZM105 100V101H106ZM124 100V99H123ZM128 100V99H127ZM126 100V101H127ZM145 100V99H144ZM143 99H142V101H144ZM177 100V99H176ZM197 100V99H196ZM207 100H209V99H207ZM218 100H219V98H218ZM217 100V101H218ZM244 100V101H245ZM251 100V99H250ZM55 101V102H54ZM68 101V100H67ZM76 101H77V99H76ZM99 101H102L101 99L99 100ZM116 101V100H115ZM132 101H134V100H132ZM141 101V102H142ZM169 101V100H168ZM192 100H190V105L192 104V102H191ZM200 101H202V100H200ZM214 102H215V100H213ZM216 101V102H217ZM232 101V100H231ZM243 101V100H242ZM241 101V102H242ZM258 101H260V100H258ZM7 102H8V104H7ZM14 102V101H13ZM53 102V103H52ZM71 102V101H70ZM93 102H95V100L93 101ZM93 102H91V103H93ZM104 102V101H103ZM121 102V103H120ZM119 103H120V105H122V103H123V101H120ZM147 102V101H146ZM158 102V101H157ZM166 102V101H165ZM172 102V101H171ZM175 102V100L172 102V103H174ZM180 102H181V99H180ZM187 102V101H186ZM195 102H197V101H195ZM204 102V101H203ZM213 102V103H214ZM238 102V101H237ZM263 102V101H262ZM25 103V104H26ZM73 103V102H72ZM82 103V102H81ZM82 103V104H83ZM86 103H88V102H86ZM109 103V102H108ZM113 103H115V102H112V104ZM126 103V102H125ZM128 103H130V101H128ZM144 103V102H143ZM156 103V102H155ZM163 103V102H162ZM207 103H208V101H207ZM212 103V104H213ZM222 103V102H221ZM248 103H249V101H248ZM246 104V103H244V104H246L245 106H247V105H252L251 103L250 104ZM257 103V102H256ZM261 103V102H260ZM29 103H27V105H28ZM78 105H79V100H78V103H77ZM101 104V103H100ZM105 105L107 104V102L106 103H104ZM110 105H111V103H109ZM108 104V105H109ZM117 104V103H116ZM115 104V105H116ZM131 104H132V102H131ZM146 104V103H145ZM158 104V103H157ZM187 104V103H186ZM194 104V103H193ZM192 104V105H193ZM203 103H201V105H202ZM218 104V103H217ZM216 103H215V105H217ZM230 104V103H229ZM264 104V103H263ZM71 105V104H70ZM69 105V106H70ZM88 105V104H87ZM128 105V104H127ZM130 105V104H129ZM134 105V104H133ZM163 104H159V107H160V110L159 111H161L162 110V112L166 115V117H169L168 118V122L170 121V123H172V125H174L173 124V122L174 123H178V117L177 116H179V113H180V115H181V113H182V109H181V107H180V109L182 110L181 112L180 111H178L177 109H179V108H174V106H170L169 108H168V106L169 105H163ZM180 105V104H179ZM188 105V104H187ZM186 105V106H187ZM199 105H200V103H199ZM225 105V104H224ZM227 105V104H226ZM257 105V104H256ZM255 105V103H254V106L253 107H255L256 106ZM81 106V105H80ZM91 106V104L89 105V107ZM101 106V105H100ZM103 106V105H102ZM135 106V105H134ZM144 106V105H143ZM147 106H149L148 104H147ZM178 106V105H177ZM186 106H185V109L186 110H189L190 111V109H191V111L194 113L195 111H193L192 110V108H194V105H193V107L191 106V108L189 109V107H188V109L186 108ZM189 106V105H188ZM203 106H204V104H203ZM210 106H211V102H210ZM223 105H221V106H218V108L220 107H222ZM230 106V105H229ZM238 106V105H237ZM236 106V107H237ZM244 105H243V107H245ZM260 106V105H259ZM89 107H86V108H89ZM92 107V106H91ZM91 107H90V109H91ZM96 108L97 107H99V106H95ZM94 107V104H93V109L95 110V111H98L100 108H98V110L96 109ZM106 107V106H105ZM126 107V106H125ZM137 107V106H136ZM135 107V108H136ZM201 107V106H200ZM212 107H215L214 106V104H213V106ZM217 107V106H216ZM242 107V109H244V111L243 112H245V108H249L248 106L247 107H245V108H243ZM258 107V106H257ZM1 108V107H0ZM2 108H1V110H2ZM31 108V109H30ZM78 108V107H77ZM104 108V107H103ZM124 108V107H123ZM134 108V109H135ZM140 108H142V107H140ZM145 108V107H144ZM150 108V107H149ZM153 108H155V107H153ZM210 108V107H209ZM224 108V107H223ZM233 108V107H232ZM256 108V107H255ZM254 108V109H255ZM259 108V107H258ZM263 108V107H262ZM69 109V110H68ZM73 109V106L71 107V110ZM110 107H109V111H110ZM118 109V108H117ZM125 109V108H124ZM151 109V108H150ZM200 110L201 108H198V106H197V108H196V110ZM211 109V108H210ZM215 109V108H214ZM214 109H213V112H214ZM237 109V108H236ZM235 109V110H236ZM250 110H251V108H249ZM82 110V109H81ZM102 109H100V111H101ZM104 110H107V108H105V109H103V111ZM112 110H114V109H112ZM140 110V109H139ZM146 112H147V107H146ZM198 110V111H199ZM204 110V109H203ZM202 110V111H203ZM206 110L207 109H205V112H206ZM246 110H248V109H246ZM253 110V109H252ZM260 110V109H259ZM263 110H264V108H263ZM263 110H260L261 112L263 111ZM79 111H80V109H79ZM92 109H91V112H89V114L91 115V113H92ZM117 111H120V110H117ZM136 111V110H135ZM142 111V110H141ZM158 111V112H159ZM179 113H178V112ZM202 111H200L201 113H202ZM231 111V110H230ZM240 111V110H239ZM255 111V110H254ZM259 111V112H260ZM50 112V114L52 115V114H54V116L56 115V118H59V119H61V122H60V126H55L54 127V125L52 126L54 129H57L58 127H62V129H61V131H60V128H58L59 129V131H60V134H61V137H56V138H54V137H51L52 136V132H50L51 133V136H47L48 138H42V140H44V142L42 143V145H39L38 144V146L39 147H37L36 146V139L38 138V136L40 137V135L42 136L43 134H44V132L45 131H47V129H50V127L49 126H47V123L49 122V120H50V117H51V115H49L48 113ZM51 112H53V113H51ZM55 112V113H54ZM106 112H108V111H106ZM115 112V111H114ZM122 112H123V110H122ZM121 112V113H122ZM124 112H126V109H125V111ZM131 112V111H130ZM150 112V111H149ZM184 112V111H183ZM209 112H211V110L209 111V109H208V112L207 113H209ZM219 112V114H222V113H220V111H218ZM222 112V111H221ZM232 112V111H231ZM247 113H248V111H246ZM245 112V113H246ZM251 112V111H250ZM258 111H257V113H259ZM22 113L20 114V115H22ZM86 113V112H85ZM88 113V112H87ZM102 113V111L100 112V114ZM104 113V112H103ZM103 113L101 114V116L103 115ZM109 113H111V112H109ZM134 113V112H133ZM136 113V112H135ZM160 114H161V112H159ZM159 113H157V115L159 114ZM178 113V114H177ZM185 113H187L186 111H185ZM193 113H192V115H193ZM196 113H197V111H196ZM194 114V115H196L197 116V114ZM212 113V112H211ZM241 113V112H240ZM240 113H239V115H240ZM48 114V115H47ZM97 114H98V112H97ZM97 114H95L96 115V118H98V115ZM111 114H113V113H111ZM110 114V115H111ZM117 114V113H116ZM115 114V115H116ZM119 114H120V112H119ZM123 114H125V113H123ZM130 114V113H129ZM146 114V113H145ZM152 114H154V112L152 113ZM156 114V113H155ZM159 114V115H160ZM188 114V113H187ZM190 114V113H189ZM229 113H227V115H228ZM253 114H255V113H253ZM70 115V116H69ZM75 115H77V113H75ZM75 115H73V116H75ZM93 115H94V113H93ZM136 115V114H135ZM149 115H151V114H149ZM148 115V117H150ZM156 115V116H157ZM193 115V116H194ZM200 116H199V118H202V114H199ZM226 115V116H227ZM231 115V114H230ZM229 115V116H230ZM239 115L237 116V115H235V116H237L238 117V119L236 120V121H238L240 118H239ZM243 115H245V114H243ZM258 115H260V114H258ZM257 115V116H258ZM23 116H20V118H22ZM108 116V115H107ZM114 116V115H113ZM130 116V115H129ZM142 116V115H141ZM145 116V115H144ZM182 116V115H181ZM180 116V117H181ZM185 116V115H184ZM189 116V115H188ZM196 116H194L195 117V119L196 118H198V117H196ZM206 116H209V114L208 115H206ZM206 116H205V119H206ZM217 116V115H216ZM215 116V117H216ZM223 116H224V114H223ZM226 116H225V119H223V117H220V118H217V120H215L216 121V126H221V125H223L222 127L225 129V130H227L226 129V125L224 126V124L227 122V121H229V120H226ZM232 116V115H231ZM235 116L233 117H231L232 119H234L235 118ZM247 116V115H246ZM249 116V115H248ZM261 116V115H260ZM264 115L262 114V117H263ZM95 117V116H94ZM100 117V116H99ZM104 117V116H103ZM187 117V116H186ZM190 117V116H189ZM214 117V118H215ZM241 117V116H240ZM254 116H252V118H253ZM8 118V119H9ZM107 118H109V120H111L112 119V117H111V119H110V116H108V117H106L105 118V120H106V124H108L107 123V121H108V119ZM119 117H117V119H118ZM133 118H134V116H133ZM159 118V117H158ZM183 118V117H182ZM182 118H181V121H182ZM192 118V117H191ZM242 118H244L243 116H242ZM242 118H241V120H242ZM257 118V117H256ZM255 118V119H256ZM259 118V117H258ZM22 119H24V118H22ZM22 119H20V120H22ZM74 119V118H73ZM98 119H100V118H98ZM116 119V118H115ZM114 119V120H115ZM124 119H125V117H124ZM127 119H128V117H127ZM153 119H154V117H153ZM160 119V118H159ZM223 119V120H222ZM230 119V118H229ZM245 119V118H244ZM243 119V120H244ZM260 119V118H259ZM264 119V118H263ZM263 119H261V120H258V121H262ZM53 120V119H52ZM54 120H56V119H54ZM93 120V119H92ZM123 120V119H122ZM121 120V121H122ZM130 120V119H129ZM128 120V121H129ZM136 120V119H135ZM138 120V119H137ZM146 120V119H145ZM161 120H164V119H162V117H161ZM161 120H160V122H161ZM184 120V119H183ZM188 120H190V118L188 119ZM194 120V119H193ZM199 120V119H198ZM202 120V119H201ZM200 120V121H201ZM231 120V119H230ZM234 120V121H235ZM242 120V121H243ZM57 121V120H56ZM95 121H97V119L95 120ZM92 122L93 123V125H94V127H96L95 126V124L97 125V127H98V124L96 123V122ZM116 121H119V120H116ZM134 121V120H133ZM144 121V120H143ZM159 121V120H158ZM177 121V122H176ZM185 121H186V118H185ZM191 121V120H190ZM190 121H187L188 123L190 122ZM202 121H204V119L202 120ZM233 121V123H235ZM240 121V120H239ZM239 121H238V123H239ZM250 121V120H249ZM77 122V121H76ZM101 122H102V120H101ZM140 122H142L141 121V119H140ZM146 122H147V120H146ZM153 122V121H152ZM157 121H155V123H156ZM192 122V121H191ZM207 122H209V121H207ZM231 122V121H230ZM229 122V123H230ZM95 123V124H94ZM100 123V122H99ZM103 123V122H102ZM110 123V122H109ZM129 123H130V121H129ZM181 123H183V122H181ZM185 123V122H184ZM194 123H195V125H197L198 126V124L199 123H202V122H196V121H194ZM196 123H198V124H196ZM246 119H245V124L243 123V125H244V127H245V125H246ZM252 123H254V122H252ZM48 124H52V123H48ZM55 124V123H54ZM57 124L59 125V123L57 122ZM73 124V123H72ZM71 124V125H72ZM79 124V123H78ZM113 124H114V122H113ZM119 124H121V123H119ZM128 124V123H127ZM135 124V123H134ZM141 124V123H140ZM144 124V123H143ZM142 124V125H143ZM165 124H167V123H165ZM186 124V123H185ZM203 124V123H202ZM201 124V125H202ZM214 124V123H213ZM230 124H232V123H230ZM262 124H264V122L262 123ZM115 125V124H114ZM137 125V123L135 124V126ZM149 125V124H148ZM151 125H152V123H151ZM159 125V124H158ZM176 125V124H175ZM180 125H182V124H180ZM179 124H177V126H175V127H177V131H180V132H183V133H181V134H179V136L181 137V136H184V137H182L183 138V141H186V142H188V140L190 139L189 137V135H188V133L183 129L184 128V125H182V126H180ZM212 125V124H211ZM68 126H69V128H68ZM73 126V125H72ZM75 126V125H74ZM153 126H155V125H153ZM162 126H163V124H162ZM165 126V125H164ZM191 126H193V125H191ZM199 126H200V124H199ZM197 127V130H198V128L200 129V137L202 138V139H200L201 141L202 140H204L205 139V134H204V132H201V130H203L202 128H200V127ZM235 126H236V124H235ZM247 126V125H246ZM256 126V125H255ZM258 126H259V124H258ZM258 126H257V128H258ZM262 126V125H261ZM261 126H259V127H261ZM10 127H12V128H10ZM49 127V128H48ZM125 127V126H124ZM124 127H123V129H124ZM137 127V126H136ZM138 127H139V125H138ZM141 128L143 127V126H140ZM156 127V126H155ZM165 127H167V126H165ZM174 127V128H175ZM185 127H186V125H185ZM196 127V126H195ZM202 127V126H201ZM232 127H234L233 125H232ZM243 127V128H244ZM262 127H264V126H262ZM3 128H0V130L1 129H3ZM53 128H51V129H53ZM75 128V127H74ZM93 128V127H92ZM104 128V127H103ZM141 128H139V129H141ZM146 128V127H145ZM151 128H152V126H151ZM157 128V127H156ZM161 128H163L164 130H165V128L164 127H160L159 128V130L161 129ZM172 128V127H171ZM170 128V129H171ZM229 128V127H228ZM231 128V127H230ZM237 128V127H236ZM252 128V127H251ZM53 129V130H54ZM75 129H77V128H75ZM130 129V128H129ZM133 129H136L135 127L133 128ZM132 129V130H133ZM138 129V130H139ZM170 129H168L167 131H170ZM211 129V128H210ZM214 129H219V128H214ZM235 129V128H234ZM240 129H242L241 127L240 128H238L237 129V132L239 133L240 132ZM111 130V129H110ZM127 130V129H126ZM126 130H123V131H126ZM142 130V129H141ZM149 130H152V129H149ZM164 130H163V132H164ZM175 130H176V128H175ZM220 130H221V128L218 130L219 132H220ZM225 130H223L224 131V133H225V135H228L227 133H230L232 130H233V128H232V130L231 131H229V132H225ZM236 130V129H235ZM247 130H250V128L249 129H244V131H243V129L241 130V132L243 131V133L246 135V138H245V148L243 147V148H240V156L242 157V159H241V161L243 162V164H245V166H243L244 167V171H246V169L247 170H251L254 166H255V164H254V157L257 155L256 153V155L254 156V155H252V153H251V155H245V152L246 151H248L249 150V148L251 147L250 146V143L252 142V140H251V136H247L248 135V131ZM260 130V129H259ZM259 130H257L258 132H259ZM56 131V130H55ZM65 131H67V132H65ZM73 130H71V132H72ZM92 131H93V129H92ZM95 132H96V130H94ZM92 132V133H95V132ZM98 131H100V130H98ZM102 131H105L104 129L102 130ZM115 131V130H114ZM118 131V130H117ZM127 131H129V130H127ZM130 131H131V129H130ZM166 131V130H165ZM176 131V132H177ZM194 131V130H193ZM222 131V130H221ZM223 131H222V133H220V134H223ZM253 131V130H252ZM264 131V130H263ZM263 131H262V135H263ZM1 132H2V130H1ZM49 131H47V132H45V133H48ZM77 132V131H76ZM141 132H143V130L142 131H139L138 133L140 134ZM152 132V131H151ZM150 132V133H151ZM156 133H158L157 131H155ZM171 132V131H170ZM172 132H174V130L172 131ZM180 132H178V133H180ZM190 132V131H189ZM196 132V131H195ZM214 132V131H213ZM49 133V134H50ZM56 133V132H55ZM54 133V134H55ZM63 133H64V135H63ZM88 133V132H87ZM90 134V135H92L93 136V138L95 137L94 136V134ZM113 133H115L116 134V132H113ZM125 133H127V132H125ZM132 133L134 134V132L132 131ZM136 133V132H135ZM161 133H162V131H161ZM168 133V132H167ZM166 132H164L163 133V135H166L167 134ZM178 133H177V135H178ZM192 133V132H191ZM208 132H206V134H207ZM237 133V134H238ZM242 133V135H244ZM71 134V133H70ZM69 134V135H70ZM73 134H75L74 132H73ZM99 134H101V133H99ZM118 134V133H117ZM124 134V133H123ZM130 134L131 133H129V136H130ZM138 134V135H139ZM145 134H148V132L147 133H144V135ZM169 134V133H168ZM176 134V133H175ZM212 133H208L206 136H207V140H208V137H209V135H211ZM219 134V136H218V134H217V136L220 138L221 137V135ZM231 134V133H230ZM257 134V136H258V133H256ZM3 135V134H2ZM44 135H47V134H44ZM63 135V136H62ZM110 135H112V134H110ZM126 135V134H125ZM135 136H136V134H134ZM137 135V136H138ZM141 135V134H140ZM143 135V134H142ZM152 135V134H151ZM156 135V134H155ZM155 135H152V137L154 136V139H156V137H155ZM161 135V134H160ZM175 136L176 137V139H177V137L178 136ZM249 135H251V134H249ZM253 135V134H252ZM76 136V135H75ZM79 136V135H78ZM77 136V137H78ZM91 136V137H92ZM118 136H121V135H118ZM136 136V137H137ZM147 136V135H146ZM149 137H150V135H148ZM171 136H173V135H171ZM170 136V137H171ZM236 136V135H235ZM261 136V135H260ZM44 137V136H43ZM102 137V136H101ZM115 137V136H114ZM122 137V136H121ZM125 137H127V136H125ZM131 137L133 138L134 136H132V134H131ZM142 137H144V136H142ZM142 137H139V138H141L142 140L144 139V138H142ZM163 140L165 139V136H163L162 137V135L160 136ZM167 137V136H166ZM169 137V138H170ZM193 137V136H192ZM191 137V138H192ZM197 137V136H196ZM225 136H224V134H223V136L220 138L221 139V141H222V139L224 138ZM239 137V136H238ZM238 137H236V138H238ZM241 137V136H240ZM245 137V136H244ZM244 137L242 136V142L244 141ZM249 137H250V139H249ZM65 138V139H66ZM117 138H119V137H117ZM116 138V139H117ZM131 138V139H132ZM138 138V137H137ZM157 138H158V136H157ZM174 138V137H173ZM233 138V137H232ZM253 138H255V137H253ZM257 138V137H256ZM2 139V138H1ZM40 139V138H39ZM127 139V138H126ZM126 139H123V140H125L126 141ZM148 139H150V138H148ZM148 139H146V141L144 140V142H147L148 141ZM152 139V138H151ZM153 139V140H154ZM160 139V138H159ZM162 139H160V140H162ZM175 139V138H174ZM175 139V140H176ZM225 139V138H224ZM224 139H223V141H224ZM235 139V138H234ZM233 139V140H234ZM258 139V138H257ZM89 140H91V138L89 139ZM94 140H95V138H94ZM113 141L112 142H110V143H113L114 142V139H112ZM133 140H134V138H133ZM133 140H132V142H133ZM138 140V139H137ZM137 140L136 141H134V143H129V144H132V146H131V148L133 147V144H134V149H135V147L137 148L138 147V143H137V146L135 145V143L137 142ZM163 140L162 141H156V140H154V141H152V143L149 141V143H151V144H153V142H155L156 141V143H160V142H162V145H163V147L164 148H166L167 146H164V144L165 143H163ZM167 138L164 140V142H167L166 144L169 146V142H171L172 144H175V143H173V139H169V140H167ZM174 140V142H176ZM177 140H180L179 139V137H178V139ZM214 140V139H213ZM231 140V139H230ZM237 141V143H234V145H233V147L234 146H236L237 144H238V142L240 143V139H236ZM250 140H251V142H250ZM254 140H256V139H254ZM84 141V140H83ZM86 141V140H85ZM92 141V140H91ZM122 141V140H121ZM128 141H131V140H128ZM127 141V142H128ZM140 141L141 140H138V142L140 143ZM169 141V142H168ZM181 141V140H180ZM180 141H177L176 142V146L175 145H170V147L171 146H173V148L175 149L178 145H180ZM218 141V140H217ZM220 140H219V143L221 142ZM225 141H227V140H225ZM229 141V140H228ZM257 141V140H256ZM6 142V143H5ZM40 142V141H39ZM38 142V143H39ZM61 142H63L62 144H60ZM65 142H66V140H65ZM116 142V141H115ZM118 142V141H117ZM143 141H141V143H142ZM182 142V141H181ZM231 142V141H230ZM57 143H59L58 145L59 146H56L57 145ZM90 143H93V142H90ZM96 143V142H95ZM98 143V142H97ZM140 143V144H141ZM149 143H147V144H149ZM154 144L155 146H157V147H159V148H157V150H155L156 152H159V151H161V150H163L164 148L163 147H161L162 145L161 144ZM169 143V144H168ZM196 143V142H195ZM207 143V142H206ZM210 143H211V141H210ZM223 143V142H222ZM261 143V142H260ZM86 144V143H85ZM85 144H84V146H85ZM89 144V143H88ZM124 144V143H123ZM122 144V145H123ZM128 144V147H130V145ZM147 144H146V146H147ZM165 144V145H166ZM182 144H186L185 142L183 143L182 142ZM182 144H181V146H182ZM202 144V143H201ZM212 144H214V141H213V143ZM212 144H210L211 146H212ZM230 143H228V145L227 146H230L229 145ZM233 144V143H232ZM243 144V143H242ZM242 144H239L240 145V147H241V145ZM253 144V143H252ZM2 145L4 146L3 148H2ZM81 145V146H80ZM92 145V144H91ZM141 145H145V143L144 144H141ZM187 145H188V143H187ZM79 146V147H78ZM109 146V145H108ZM113 146H114V144H113ZM126 146V145H125ZM146 146H143V147H146ZM154 146V147H155ZM180 146V148H182L181 150L183 151V150H185V149H183V147H181ZM184 146V145H183ZM220 146H221V144H220ZM232 146V145H231ZM230 146V147H231ZM55 147H57V150H55L56 148ZM119 147H121V146H119ZM140 147V146H139ZM151 147H152V145H151ZM153 147V148H154ZM237 147H239L238 145H237ZM254 147H256V145L254 146ZM55 148V149H54ZM97 148H98V146H97ZM125 148H127V147H125ZM131 148L129 149V148H127L126 150H128V152L129 153H131L130 152V150H131ZM133 148H132V150H133ZM147 149H149L150 148V146H148V147H146ZM160 148H162L161 150H160ZM169 148V147H168ZM197 148V147H196ZM216 148V147H215ZM214 148V149H215ZM217 148L219 149V147L217 146ZM221 148V147H220ZM235 148V147H234ZM123 149V148H122ZM144 150H145V148H143ZM147 149L145 150V151H147ZM172 149V148H171ZM178 151H179V148H176ZM218 149H216V150H218ZM222 149V148H221ZM227 149V148H226ZM230 149V148H229ZM55 150V151H54ZM88 150V151H87ZM92 150V151H91ZM151 150H153V149H151ZM153 150V151H154ZM165 150H167V149H165ZM173 150V149H172ZM232 150V149H231ZM237 150V149H236ZM87 151V152H86ZM135 151V150H134ZM167 151H169V149L167 150ZM181 151V152H182ZM186 151V150H185ZM215 151V150H214ZM225 151V150H224ZM233 151V150H232ZM250 151V150H249ZM125 152V151H124ZM128 152H126V153H128ZM173 152L175 153L174 155H176L177 153V151L175 152L174 150H173ZM220 152V151H219ZM235 152V151H234ZM89 153V154H90ZM122 153V152H121ZM171 153L172 152H170V155H171ZM178 153H180V152H178ZM198 153V152H197ZM205 153V152H204ZM218 153V152H217ZM225 153V152H224ZM227 153H230L229 151H227ZM239 153V152H238ZM248 153V152H247ZM246 153V154H247ZM124 154V153H123ZM131 154H133V152L131 153ZM135 154H136V151H135ZM157 154H159V153H156L155 155H154V152H153V159H156L155 157H156V155ZM183 155L182 156H184V154L185 153H182ZM212 154V153H211ZM237 154V153H236ZM235 154V155H236ZM264 154V153H263ZM129 155V154H128ZM127 154H126V156H128ZM151 155V156H152ZM160 155V154H159ZM173 155V154H172ZM181 155V154H180ZM217 155V154H216ZM228 155V154H227ZM238 155V154H237ZM260 155V154H259ZM77 156V157H76ZM95 156V155H94ZM126 156L124 155V158H126ZM129 156H131V155H129ZM161 156V155H160ZM169 156V155H168ZM179 156V155H178ZM208 157V154L207 155H205V157ZM215 156V155H214ZM219 156H221V155H219ZM263 156V155H262ZM96 157V156H95ZM121 157H123V156H121ZM138 157H140V156H138ZM150 157V156H149ZM173 158L174 157H177V156H172ZM186 157V156H185ZM226 157V156H225ZM238 157V156H237ZM264 157V156H263ZM79 158V159H78ZM134 158V157H133ZM159 157H158V155H157V159H158ZM163 157H160V159H162ZM93 159V158H92ZM95 159V158H94ZM115 159V158H114ZM128 160H127V162L129 161V157L127 158ZM136 159H138V158H136ZM136 159H135V161L134 162H136ZM146 159V158H145ZM209 159H210V157H209ZM209 159H207V160H209ZM218 159V158H217ZM235 159V158H234ZM237 159V158H236ZM259 159V158H258ZM32 160V161H31ZM89 160V159H88ZM175 160H176V158H175ZM174 160V161H175ZM91 161V160H90ZM111 161V160H110ZM114 161V160H113ZM124 161V160H123ZM131 161V160H130ZM130 161H129V163H130ZM141 161V160H140ZM156 161V160H155ZM171 161H173V160H171ZM216 161V160H215ZM233 161V160H232ZM263 161V160H262ZM85 161H83V163H84ZM92 162V161H91ZM116 162V161H115ZM125 162V161H124ZM230 162V161H229ZM234 162H236V161H234ZM238 162H240V160L239 161H237V163ZM87 163H89V162H87L86 161V164ZM93 163V162H92ZM95 163V162H94ZM148 163V162H147ZM155 163V162H154ZM172 162H170V164H171ZM237 163H234V165H236ZM28 164V165H27ZM91 164V163H90ZM98 164V163H97ZM112 164H115V163H112ZM121 164V163H120ZM130 164H132V162L130 163ZM169 164V165H170ZM217 164V163H216ZM222 164V163H221ZM240 164V163H239ZM83 165V164H82ZM233 165V164H232ZM85 166L86 165H84V168H85ZM108 166V165H107ZM130 166V165H129ZM224 166V165H223ZM227 166V165H226ZM230 166H231V164H230ZM229 166V167H230ZM237 166V165H236ZM257 166V165H256ZM89 167V166H88ZM91 167V166H90ZM113 167H114V165H113ZM119 168H120V166H118ZM122 167V166H121ZM174 167V166H173ZM218 167V166H217ZM232 167V166H231ZM242 167V168H243ZM92 168H94V166L92 167ZM117 168V167H116ZM124 168H126L125 166H124ZM131 168V167H130ZM214 168V167H213ZM237 168V170H239L238 169V167H236ZM82 169V168H81ZM91 169V168H90ZM96 169V168H95ZM97 169H99V168H97ZM127 169H129V168H127ZM257 169V168H256ZM101 170V169H100ZM108 170H110V169H108ZM120 170H123V171H120ZM120 170H118V168H117V171L116 170H114L112 167H111V171L110 172H108L107 173V175H106V177H105V179H103V180H105V181H103L104 183L106 182V184H108L107 186H106V188H104V190H103V192L105 191V193H106V195H105V197L104 196H102L103 198H108V197H112V196H116V190H114L113 191V185L115 186V184L116 183H118V184H116V185H118V187H117V189H118V192H121L120 190H119V187L121 186H125L126 184L125 183H123V182H126V180L129 182V183H131V181L132 180H136L135 179V177H137L136 175L134 176V174L133 173H130V171H131V169H129V170H127L128 171V173H127V171L125 170V169H120ZM132 170H134L133 168H132ZM226 170V169H225ZM229 170V169H228ZM233 170V169H232ZM87 171L89 172V169H87ZM86 171V169H85V172H87ZM104 171V170H103ZM106 172H107V170H105ZM120 171V172H119ZM136 171V170H135ZM210 171V170H209ZM254 171V170H253ZM260 171V170H259ZM90 172H92L91 170H90ZM131 172H133V171H131ZM137 172V171H136ZM197 172V171H196ZM211 172V171H210ZM243 172V171H242ZM250 171H248V172H246V175H247V173L248 174H250L249 173ZM255 172L256 171H254V174H255ZM83 173V172H82ZM175 173V172H174ZM252 173V172H251ZM86 175H84V173L82 174V176H83V178H84V176L86 177V180H88V179H90V180H93V179H91V177L89 176V175H87L88 173H85ZM90 174V173H89ZM98 174V173H97ZM102 174V173H101ZM146 174V173H145ZM202 174V173H201ZM227 174V173H226ZM228 174H230V173H228ZM96 175V174H95ZM100 175V174H99ZM220 175V174H219ZM222 175V174H221ZM224 175V174H223ZM233 175V174H232ZM243 175V174H242ZM242 175H240V176H242ZM264 175V174H263ZM140 176H145V175H140ZM231 176V175H230ZM245 176V175H244ZM249 176V175H248ZM2 177V176H1ZM90 177V178H89ZM224 177V176H223ZM222 177V178H223ZM226 177H228V176H226ZM104 178V177H103ZM250 178V177H249ZM261 178V177H260ZM1 179V178H0ZM74 179V180H73ZM96 179V178H95ZM99 179H101V177L99 178ZM137 179H138V177H137ZM141 178H139V180H140ZM148 179V178H147ZM255 179V178H254ZM90 180H88V181H90ZM97 180V179H96ZM95 180V181H96ZM144 180V179H143ZM233 180H235V179H233ZM240 180H241V178H240ZM249 180H251V178L249 179ZM72 181H75V182H73L72 183ZM95 181H93V185H94V183H96V185L95 186H98L97 185V183L98 182H95ZM99 181V180H98ZM1 182V181H0ZM86 182V181H85ZM127 182V183H128ZM134 182V181H133ZM132 182V183H133ZM137 182V181H136ZM141 182H143V181H141ZM146 182V181H145ZM174 182V181H173ZM241 182V181H240ZM262 182V181H261ZM83 183V182H82ZM86 183H88V182H86ZM92 183V182H91ZM148 183V182H147ZM198 183V182H197ZM231 183V182H230ZM229 183V184H230ZM243 183V182H242ZM263 183V182H262ZM75 184V185H74ZM90 184V183H89ZM239 184V183H238ZM244 184V183H243ZM12 185V184H11ZM16 185H18V184H16ZM69 185H70V188H69ZM82 185V184H81ZM84 185V184H83ZM131 185L132 184H130V186L129 187H131ZM134 185V184H133ZM142 186L143 185H145V184H141ZM165 185V184H164ZM20 186V185H19ZM18 186V187H19ZM85 187H87L88 186V184H87V186H86V184L84 185ZM102 186V185H101ZM112 186V187H111ZM141 186V187H142ZM148 186V185H147ZM163 186V185H162ZM173 186H174V184H173ZM186 186V185H185ZM205 186V185H204ZM260 186V185H259ZM16 187V186H15ZM99 187V186H98ZM102 187H104V186H102ZM120 187V188H121ZM132 187H136V186H132ZM138 187V186H137ZM139 187H140V185H139ZM138 187V188H139ZM176 187V186H175ZM208 187V186H207ZM90 188H92V186L90 187ZM246 188V187H245ZM14 189V188H13ZM21 189V188H20ZM25 189V188H24ZM98 189V188H97ZM127 189H128V187H127ZM168 189V188H167ZM16 190V189H15ZM90 190V189H89ZM92 190V189H91ZM140 190V189H139ZM147 190V189H146ZM188 190V189H187ZM203 190V189H202ZM214 190V189H213ZM261 190H262V187H261ZM20 191V190H19ZM78 191V192H77ZM88 191V190H87ZM145 191V190H144ZM190 191V190H189ZM195 191V190H194ZM91 192V191H90ZM101 192H102V190H101ZM115 192V193H114ZM118 192H117V196H118ZM128 192H129V190H128ZM143 192V191H142ZM147 192V191H146ZM197 192V191H196ZM14 193V192H13ZM19 193V192H18ZM81 193V192H80ZM85 193H87V192H85ZM84 193V194H85ZM113 193H114V195H113ZM122 193V192H121ZM120 193V194H121ZM149 193V192H148ZM185 193V192H184ZM212 193V192H211ZM21 194V196L23 195L24 196V193L22 194V193H20ZM88 194V193H87ZM129 194V193H128ZM128 194H126V195H128ZM154 194V193H153ZM186 194V193H185ZM188 194V193H187ZM195 194V193H194ZM201 194V193H200ZM205 194H207V193H205ZM72 195V194H71ZM74 195V194H73ZM72 195V196H73ZM81 195V194H80ZM99 195H101V194H99ZM125 194H123V195H121V196H123V197H121V198H125L126 199V195L124 196ZM132 195V194H131ZM131 195H130V197H131ZM138 195H139V192H138ZM210 195V194H209ZM208 195V196H209ZM134 196H135V194H134ZM141 196V195H140ZM199 196V195H198ZM204 196V195H203ZM18 197H19V195H18ZM76 197V196H75ZM75 197H72L73 198V200L74 199H78V198H75ZM80 197V196H79ZM98 197H100V196H98ZM136 197V196H135ZM144 197V196H143ZM147 197V196H146ZM185 197V196H184ZM197 197V196H196ZM205 197V196H204ZM203 197V198H204ZM20 198H22V197H19V199ZM65 198V199H64ZM71 198V196L69 197V200L70 201H72L73 203H74V201L76 202V203H78V201H76V200H71L72 199ZM89 198V200L88 199H83L82 198V200H83V204L84 205H80L83 209L85 208V204H89V201H91V204H89V205H87V206H91L93 203L92 202H94V204H96L97 205V203H95V201H93V200H97V199H93L92 200V198L91 197H88ZM106 198V200H107V202H109L110 201V203H114V201L113 202H111V199H107ZM134 198V197H133ZM142 198V197H141ZM141 198H139V199H141ZM189 198V197H188ZM192 198V197H191ZM190 198V199H191ZM195 198V197H194ZM198 198V197H197ZM202 198V197H201ZM213 198V197H212ZM13 199V198H12ZM19 199H17V200H19ZM117 199V198H116ZM128 199V198H127ZM126 199V200H127ZM131 199H132V197H131ZM139 199H137V197H136V200L137 201H139ZM143 199V198H142ZM142 199H141V201H142ZM146 199V198H145ZM144 199V200H145ZM205 199V198H204ZM206 199H208V197L206 198ZM215 199V198H214ZM11 200V199H10ZM9 200V201H10ZM22 200V199H21ZM68 200V201H69ZM80 200V199H79ZM82 200L80 201V203L82 202ZM109 200V201H108ZM147 200V199H146ZM150 200V199H149ZM185 200V199H184ZM221 200V199H220ZM12 201V200H11ZM68 201H67V203H68ZM69 201V202H70ZM100 201V200H99ZM124 201V200H123ZM131 201V200H130ZM196 201V200H195ZM14 202V201H13ZM13 202H11V203H13ZM19 202V201H18ZM96 202H98V201H96ZM102 202V201H101ZM121 202V201H120ZM125 202H127V201H125ZM136 202V201H135ZM186 202V201H185ZM228 202V201H227ZM52 203H54V205H51ZM72 203V204H73ZM100 202H98V204H99ZM103 203V202H102ZM110 203H106V205H108L109 206V204ZM117 203V202H116ZM119 203V202H118ZM128 203V202H127ZM139 203H142V202H139ZM147 203H148V201H147ZM196 203V202H195ZM200 203H201V201H200ZM226 203V202H225ZM229 203H231V202H229ZM263 203V202H262ZM71 204V202L69 203V206H71L70 205ZM101 204V203H100ZM99 204V205H100ZM121 204V203H120ZM124 204V203H123ZM129 204V203H128ZM131 204V203H130ZM199 204V203H198ZM210 204V203H209ZM264 204V203H263ZM12 205V204H11ZM13 205H15V204H13ZM12 205V206H13ZM18 205V204H17ZM16 205V206H17ZM21 205V204H20ZM50 205L53 207V208H51L50 207ZM76 205V204H75ZM102 205H104V204H102ZM131 205H133V203L131 204ZM138 205V204H137ZM26 206H24V207H26ZM48 206V207H47ZM93 207H94V205H92ZM91 206V207H92ZM105 206V205H104ZM104 206H102L101 208H104ZM108 206H105V207H107L108 208ZM123 206H125V205H123ZM134 206V205H133ZM6 207V206H5ZM50 207V208H49ZM68 207V208H67ZM73 207V206H72ZM92 207V208H93ZM98 207H100V206H98ZM214 207V206H213ZM222 207H224V206H222ZM260 207V206H259ZM264 207V205H262V207L261 208H263ZM26 208V209H27ZM81 208V210H83ZM127 208V207H126ZM146 208V207H145ZM144 208V209H145ZM148 208V207H147ZM204 208V207H203ZM10 209V208H9ZM48 209H52L51 210V212H49V210ZM68 209H70V211L68 210ZM105 209V208H104ZM116 209V208H115ZM117 209H118V207H117ZM128 209V208H127ZM182 209V208H181ZM192 209V208H191ZM21 209H19V211H20ZM29 210V209H28ZM68 210V211H67ZM93 210V209H92ZM110 210V209H109ZM121 210V209H120ZM148 210V209H147ZM154 210V209H153ZM234 210V209H233ZM6 211V210H5ZM10 211H11V209H10ZM21 211H23V210H21ZM30 211V213L28 212V215L30 214V216L32 215V212ZM75 211V212H76ZM112 211H113V208H112ZM111 211V212H112ZM116 211V210H115ZM229 211V210H228ZM9 212V211H8ZM7 212V213H8ZM54 212V213H53ZM120 212V211H119ZM146 212V211H145ZM258 212V211H257ZM25 213V212H24ZM85 213V212H84ZM88 213V212H87ZM149 213V212H148ZM262 214H263V212H261ZM5 214V213H4ZM20 214V213H19ZM51 214H55V216H53L52 217V215ZM75 214H77V212L75 213ZM74 214V216H76ZM91 214V213H90ZM110 214V213H109ZM26 215V214H25ZM24 215V216H25ZM87 215V214H86ZM147 215V214H146ZM170 215V214H169ZM3 216V215H2ZM22 214H21V218H22ZM23 216V217H24ZM35 216H37V217H35ZM78 216V215H77ZM76 216V217H77ZM123 216V215H122ZM5 217H6V215H5ZM9 217V216H8ZM27 217H29V216H27ZM40 217V218H39ZM82 217H84V216H82ZM101 217V216H100ZM121 217V216H120ZM162 217V216H161ZM234 217V216H233ZM261 217L262 218H264L263 217V215H261ZM1 218H3V217H1ZM18 218V217H17ZM79 218V217H78ZM81 218V217H80ZM108 218V217H107ZM228 218V217H227ZM262 218H259V219H262ZM25 219H27L26 217H25ZM69 219H71V218H69ZM69 219H67V221L69 220ZM84 219V218H83ZM87 219H89L88 217H87ZM87 219H85L86 220V223H87ZM96 219V218H95ZM9 220H10V218H9ZM30 219H28V221H29ZM72 220H74V219H72ZM71 220V221H72ZM76 220H78L77 218H76ZM100 220L102 221V218H100ZM12 221V220H11ZM70 221V220H69ZM70 221V222H71ZM81 221H82V218H81ZM94 221V220H93ZM96 221H97V219H96ZM107 221V220H106ZM157 221V220H156ZM260 221V220H259ZM264 221V220H263ZM25 222V221H24ZM27 222V221H26ZM79 221H77L76 223H75V221H74V223L75 224H77ZM104 222V221H103ZM68 223V222H67ZM91 223V222H90ZM89 223V224H90ZM95 223V222H94ZM263 223V222H262ZM29 223H27V225H28ZM75 224H73V225H75ZM81 224V222H79V226H81L80 225ZM83 224V223H82ZM84 224H85V222H84ZM89 224H87V226L89 225ZM104 224H105V222H104ZM159 224V223H158ZM258 223H256V225H257ZM264 224V223H263ZM262 224V225H263ZM30 225V224H29ZM28 225V227L30 228V226ZM86 225V224H85ZM103 225V224H102ZM107 225V224H106ZM154 225V224H153ZM20 226V225H19ZM25 226V225H24ZM66 227L67 226H70L69 225V223H68V225L66 224L65 225ZM260 226V225H259ZM259 226H257V227H259ZM28 227H26V228H28ZM85 227V226H84ZM91 227V226H90ZM104 227V226H103ZM156 227V226H155ZM159 227V226H158ZM157 227V228H158ZM187 227V226H186ZM256 227V226H255ZM261 227V226H260ZM259 227V228H260ZM19 228V227H18ZM17 228V229H18ZM27 229V230H30V229ZM69 229H70V231H72V230H74V229H72L73 228V226H72V228H70V227H68ZM67 228V230H69ZM74 228H76L75 226H74ZM77 228H79V227H77ZM82 228V227H81ZM95 228H97V225H96V227ZM100 228V227H99ZM102 228V227H101ZM100 228V231L102 230V229H104V228H102L101 229ZM156 228V229H157ZM33 229L34 228H32L30 231L32 232L33 231ZM37 229V228H36ZM38 229V230H39ZM72 229V230H71ZM93 229V228H92ZM159 229H160V227H159ZM158 229V230H159ZM262 229H264V228H262ZM35 230V229H34ZM66 230V231H67ZM76 230H79L80 231V228L79 229H76ZM76 230H74V231H76ZM153 230V229H152ZM61 232L62 231V233H60V235H58L57 233L58 232ZM65 231V230H64ZM70 231H69V233L68 234H70ZM83 230L81 229V232H82ZM85 231V230H84ZM87 231H88V229H87ZM119 231V230H118ZM132 231H133V229H132ZM131 231V232H132ZM154 231H155V229H154ZM261 231V230H260ZM13 232H15V230L13 231ZM29 232V231H28ZM73 232V231H72ZM72 232H71V234H70V236H71V239H73V240H76L77 239V237H76V235L78 236V234H81V233H78L77 234V232H76V234H75V236L72 234ZM93 232V231H92ZM91 232V233H92ZM102 232H104V230L102 231ZM126 232V231H125ZM123 233V235H125V236H127V233L129 234V236H132L133 234H134V232H133V234L132 235H130V230H129V232H128V229H127V232L126 233ZM137 232V231H136ZM152 232V231H151ZM251 232H253V231H251ZM258 232H259V230H258ZM261 232H263L264 233V230H262ZM12 233V232H11ZM16 233V232H15ZM33 234H34V231L32 232ZM37 233V232H36ZM38 233H39V231H38ZM75 233V232H74ZM83 233V232H82ZM120 233V232H119ZM118 233V236H117V234L115 235L114 233V235L112 236V233H110L111 235L110 236H112V237H114V236H116L115 238L116 239H118L119 238V240H120V242H122V244H118V245H121V247L119 248L118 247V249H116V251H114V252H116V254L114 255L113 254V250H114V248H111V250H112V255H114V258L116 259V264H123L124 262H128V260H129V256H125V255H127V252H126V254H125V250H126V247L127 246H129L131 243L130 242H128V239L129 238H127V237H124V238H121L119 235L121 234H119ZM28 235H29V233H27ZM33 234H30L28 237H31V235L32 236H35V235H33ZM85 234H87V232L85 233ZM93 234V233H92ZM101 234V233H100ZM261 234V233H260ZM39 235V234H38ZM39 235V236H40ZM57 235V238L55 237ZM72 235H73V237H72ZM82 235V234H81ZM84 235V234H83ZM82 235V236H83ZM88 235V234H87ZM96 235V234H95ZM123 235H121V236H123ZM199 235V234H198ZM258 235H259V233H258ZM262 235V234H261ZM12 236V235H11ZM39 236L38 237H36V238H39ZM66 238H65V237ZM81 236V238L83 239V237ZM92 235H90V239L91 238H93V241H92V243H91V240L89 239V238H87L86 240H88V242H90V243H88V242H86L85 243V245L88 243L89 245H91V244H93V242H94V244L93 245H95V241L97 242V241H100L99 240V238L97 239V237H95L96 239H94V236H92ZM98 236H99V234H98ZM253 236H256L255 235V233H254V235L252 234V237ZM262 236H264V234L262 235ZM261 236V237H262ZM27 237V238H28ZM55 237V239L53 240V238ZM87 237V236H86ZM89 237V236H88ZM102 237H104V236H102ZM118 237V238H117ZM208 237V236H207ZM10 238V237H9ZM68 238L70 239V237L68 236ZM80 238V239H81ZM109 238H111V237H109ZM114 238V239H115ZM131 238V237H130ZM133 238V237H132ZM137 238V237H136ZM186 238V237H185ZM256 238V237H255ZM260 238V237H259ZM264 238V237H263ZM8 239V238H7ZM24 239V238H23ZM34 239V238H33ZM81 239V241H85V240H82ZM104 239H106L105 241H106V243L107 242H109V240L107 239V237L106 238H104ZM134 239V238H133ZM133 239H130L129 241H131V240H133ZM250 240H249V242H251L252 240H251V238H249ZM34 240H36V239H34ZM112 240V239H111ZM111 240H110V242H111ZM255 241H257L256 239H254ZM253 240V241H254ZM261 240V239H260ZM2 241H4L3 239H2ZM7 241V240H6ZM105 241H103V238H102V243H104ZM112 241H114V240H112ZM8 242V241H7ZM13 242H14V240H13ZM25 242V241H24ZM30 242H32V241H30ZM29 242V243H30ZM69 243H67V245L68 244H70L69 246H70V249L72 248H78V247H80V246H78L77 244H80V242L78 243V241L77 242H75V243H77V244H74L73 242L74 241H72V243H70V240L68 241ZM114 242H116L117 243V240L116 241H114ZM113 242V243H114ZM1 243V242H0ZM4 243H6V242H4ZM15 243V242H14ZM17 243H20V242H16L15 244L16 245H14V246H17ZM98 243V242H97ZM101 243V242H100ZM102 243H101V245H102ZM106 243H105V245L104 246H106ZM128 243H130L129 245H127ZM252 243V242H251ZM257 243V242H256ZM260 243V242H259ZM263 243V242H262ZM110 244V243H109ZM133 244V243H132ZM131 244V246H133ZM250 244V243H249ZM252 244H255V242L254 243H252ZM4 245V244H3ZM9 245V244H8ZM66 245V246H67ZM80 245H82V248H81V250L83 249V250H85L84 248L86 247V246H84V248H83V245H84V243L82 244V242H81V244ZM93 245H91V247L93 246ZM108 245V244H107ZM260 245V244H259ZM20 246V245H19ZM108 246H110V245H108ZM108 246H106V249H107V247ZM130 246V247H131ZM256 246V245H255ZM1 247V246H0ZM12 247V246H11ZM33 247H35V245L33 246ZM38 247V246H37ZM52 247V248H51ZM63 247H64V249H63ZM90 247V248H91ZM94 247H96V246H94ZM112 247V246H111ZM113 247H115V248H117L116 246H114V244H113ZM248 247V246H247ZM8 248V247H7ZM6 248V249H7ZM9 248H10V245H9ZM30 248V247H29ZM90 248H89V252L90 251H92L93 252V250H90ZM100 248H101V246H100ZM104 248V247H103ZM109 248V247H108ZM230 248V247H229ZM255 248V247H254ZM260 248V247H259ZM11 249V248H10ZM28 249V248H27ZM36 249V248H35ZM70 249H68V252L67 253H69V250ZM71 249V250H72ZM78 249H80V248H78ZM92 249V248H91ZM93 249H96V248H93ZM99 249V248H98ZM102 249V248H101ZM131 249V248H130ZM233 249V248H232ZM263 249V248H262ZM14 250V249H13ZM32 250V249H31ZM39 249L37 248L35 251H38ZM61 250V251H62ZM70 250V251H71ZM82 250V251H83ZM7 251V250H6ZM30 251V250H29ZM32 251H34V250H32ZM32 251H30V252H32ZM56 251V252H55ZM80 251V250H79ZM130 251V250H129ZM139 251V250H138ZM194 251V250H193ZM225 251V250H224ZM253 251V250H252ZM30 252H28L29 253V255H30ZM39 252H42V253H44L45 254V252H43V248H42V251H39ZM60 252V251H59ZM59 252H58V254H59ZM63 252V251H62ZM62 252L60 253V255L62 254ZM81 252V251H80ZM79 252V253H80ZM84 252V251H83ZM85 252H87V251H85ZM92 252H90V253H92ZM104 252V251H103ZM111 252V251H110ZM257 252V251H256ZM13 253V252H12ZM33 253V255H35V254H37V253H35V252H32ZM73 254L74 253V251L73 252H70L69 254H67L68 256L70 255V254ZM77 253V252H76ZM88 253V252H87ZM90 253H88V254H90ZM95 253V252H94ZM97 253H99L98 252V250L96 251V253L95 254H97ZM101 253H102V250H101ZM101 253L99 254V256L97 255L96 257H100V256H102L101 255ZM230 253V252H229ZM259 253V252H258ZM11 254V253H10ZM49 254H47L48 256H49ZM81 254V253H80ZM88 254H87V256H88ZM108 254V253H107ZM110 254V253H109ZM108 254V255H109ZM207 254V253H206ZM7 255V254H6ZM33 255H31V257L33 258ZM38 255V254H37ZM43 255V254H42ZM55 256L57 255V253L56 254H54ZM54 255H52V257L54 256ZM83 255V254H82ZM80 256V257H83L84 255H85V257L87 258V256H86V253H84V255L83 256ZM92 255H94V254H92ZM91 255V256H92ZM254 255V254H253ZM1 257L3 256V255H0ZM25 256H26V254H25ZM27 256H28V254H27ZM26 256V257H27ZM44 256V255H43ZM64 256V255H63ZM68 256H65V257H63V260H64V258L65 259H67V257ZM76 256V254L73 256V257H75ZM77 256L79 257V255L77 254ZM90 256V257H91ZM257 256V255H256ZM1 257H0V259H1ZM23 257V256H22ZM29 257L30 256H28V259H29ZM38 257H40V256H38ZM59 257V256H58ZM79 257V258H80ZM95 257V256H94ZM103 257V256H102ZM191 257V256H190ZM200 257V256H199ZM251 257V256H250ZM250 257H248L249 258V260H250ZM254 257V256H253ZM34 258H35V256H34ZM33 258V259H34ZM60 258H62V257H60ZM77 258V257H75V258H73V260L74 259H77V263H78V260L80 261V259H82V258ZM110 258H111V256H110ZM194 258V257H193ZM39 260H40V258H38ZM44 259H46L45 261H47V259H48V261H47V263L48 262H51V261H53V260H49V258H47V256H46V258L44 257ZM54 259V258H53ZM93 259H95L96 260V258H93ZM102 259V258H101ZM104 260L106 259V258H103ZM133 259H135V258H133ZM132 259V260H133ZM216 259V258H215ZM251 259H253V258H251ZM259 259V258H258ZM262 259V258H261ZM31 260V259H30ZM29 260V261H30ZM37 260V259H36ZM69 260H70V262H69ZM91 260L92 259H90V260H88V261H90L91 262ZM109 260H111V259H109ZM139 260V259H138ZM143 260V259H142ZM33 261H35V260H33ZM41 261V260H40ZM44 261V260H43ZM43 261H41L39 264H41ZM56 261V260H55ZM55 261H53V263L55 262ZM67 261V260H66ZM66 261L64 262V263H66ZM71 259H68V262L69 263H71ZM87 260H85V263H88V261L86 262ZM99 261V260H98ZM107 261H108V259H107ZM259 261V260H258ZM4 262V261H3ZM30 262H32V261H30ZM59 262V261H58ZM62 262V263H61ZM60 263L61 264H64L63 263V261H61ZM67 262V263H68ZM75 263H76V260L74 261ZM92 262H94L93 260H92ZM91 262V263H92ZM101 262V261H100ZM110 262V261H109ZM112 262V261H111ZM135 262H137V260H134V263ZM2 263V262H1ZM5 263V262H4ZM68 263V264H69ZM76 263V264H77ZM81 263H83V262H81ZM84 263V264H85ZM95 263H97V264H101V263H98L97 261H95ZM106 263V262H105ZM114 263V260H113V262H112V264ZM174 263V262H173ZM259 263V262H258ZM262 263V262H261ZM12 264H29V262H28V260L26 259V258H24V259H21L20 260V258L18 259V260H16L15 262H12ZM37 264V263H36ZM54 264H57V261L54 263ZM78 264H80V263H78ZM115 264V263H114ZM129 264H131V263H129ZM138 264V263H137ZM141 264V263H140ZM184 264V263H183ZM220 264V263H219ZM246 264V263H245Z\"/></svg>","mask_w":264,"mask_h":264}]
</instances>
